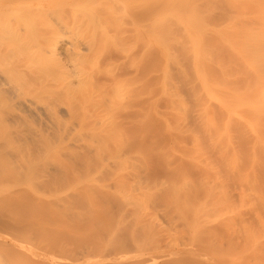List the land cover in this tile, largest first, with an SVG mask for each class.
I'll return each mask as SVG.
<instances>
[{
    "label": "bare ground",
    "instance_id": "obj_1",
    "mask_svg": "<svg viewBox=\"0 0 264 264\" xmlns=\"http://www.w3.org/2000/svg\"><path fill=\"white\" fill-rule=\"evenodd\" d=\"M32 1L33 0H31V3L30 4H32ZM38 1H41V0H38ZM37 1V2H38ZM43 1V0H42ZM41 1V2H42ZM142 3V1L141 0H131V2H133L132 4H131V6H129V4L127 5L126 3V1L125 0H51L50 2H48V4H44V2L43 3H37V5L35 4V2H34V4L35 5H29L28 3L30 2L29 0H0V63L1 64H3L2 63V61H1V59L2 58H6V59H15L16 60V58L14 57L15 55V53H14V51L17 49V46H20V47H22V48H19V51H20V49L22 50V49H26L27 50V52H31L33 55H34V57H32V58H34V60H38V62H39V60L41 59V57H42V59L43 58H46V59H48V60H50V61H53V62H55L54 64H57V66H59V69L60 70H62L63 71V69H66L65 71H63V72H65V75L66 76H69V79L67 80V82H64L63 80H65V79H61L62 81H57L55 78H54V76H52L51 75V72H50V75L55 79V81H57L58 83L60 82H64V86H63V88H62V90L61 89H59V90H61L62 92H61V94L62 93H65V94H67V95H76L77 97H79L77 94L80 92L79 91V88H80V86H84V85H82V83L84 82H86V77H88V79H87V81H88V83L89 84H91L90 85V87L91 88H89V90H91V93H93V91H95L96 90V92H98L99 94H101V92H102V90L104 91V94H111V96L112 95H115V96H118L117 98H119V97H123V95H124V92H125V90H126V83H128V82H126V80H127V78L125 77V75H126V73H125V69H127L126 68V66H125V64H127V62L124 64V60H122V62H112L111 61V57H114V56H108L107 54L105 55V57L106 56H108V57H110L109 59H108V57H106L105 59H108V61H106V64H105V67L104 68H101L100 69V71H102L103 72V74H102V76H104V78L105 79H101V77H99V75H97L96 77H94L95 76V74L93 75L91 72L88 74L87 73V68H85V69H83V66L82 65H80L81 63H80V61L79 62H76V64H72L73 62H72V60L74 61V57H76L77 58V56L78 55H83V51H86V49H85V47L83 48L82 46H81V44H79L80 42L79 41H77V40H79L80 38H76V42H73V41H71V38H69V42L71 43V42H73L72 43V45L71 46H69V45H67L69 42L68 41H66L65 43H67V44H64L63 42H62V40L61 39H58V34L60 35V33L58 32V29L59 28H57L54 24L50 27V28H52L51 30H52V34H53V36L52 35H50V36H48V37H51V39L49 38V43H48V48H49V50H46V52L45 51H43L42 49L44 48V49H46V39H45V43H44V39H43V41H42V36H45V34H43L42 32H41V34H43V35H41V36H39V37H41V39L39 40V37H38V39L37 38H35L36 37V35H34V34H30L29 32H27L28 31V29H30L31 28V30L30 31H34L35 29H34V27L32 28V26H31V24L30 23H28L29 24V26L26 24V21H24V20H27L30 16H31V14L32 13H34V12H40V13H43L42 15H46V14H49V12L50 13H53V12H55V10L57 9V8H63V7H65V6H72V8H73V10H74V14H76V16H74V14H73V17H75V18H73V17H71V18H73V19H75V20H78V21H80V22H78V23H76L75 25H74V23L72 24V25H74V26H72V25H69V22H71V21H73V20H71V21H69V20H67V21H69L68 23H66V24H68L69 26H71V29H72V27H73V29L72 30H76V29H80L82 26H83V24L81 23V21H82V19H83V23H84V18L86 19V18H89V19H92L93 21L94 20H97V22H99L98 24H100L101 25V28L103 27V26H105L106 28H108V27H110V26H112L113 24H111V25H109L108 24V21H109V23L112 21V18L110 17V16H112L113 14H116L117 15V17L118 18H121V20H123L122 18L124 17V18H127V16L128 17H132V18H134V20L138 17L137 15H138V12H139V9H138V6H140L138 3H140V2ZM158 3H160L161 2V6H162V4L164 5V4H167V6H168V8H166V10H162L161 12H159V15H158V17H157V19H156V23H157V27L159 28L157 31H158V33L157 34H160L159 36H161V38L157 35V44H158V50H157V54H155V56H156V63H155V67H156V69L158 68V69H161V71L160 72H163L162 73V78L160 77V79L162 80L163 79V84L161 83L160 84V82H157V83H155V84H157V87H158V84H159V88L160 87H162L160 90H158L159 92H163V94L165 93V94H167L168 92L170 93V94H167L166 96H170V97H168L169 98V101L168 102H170V104H171V107L172 108H169V109H172V111L170 110V113H172L173 114V119L174 120H172V118H168V119H170L171 121H173V123H171L170 122V120H167V118H165L166 119V121H165V123L166 122H168L167 123V125L164 123L163 124V122H164V120H162L161 121V118H160V116L161 115H159V116H157V113L158 112H156V110H155V112L153 113V115L156 113V115H154V117L155 116H157V117H159V118H155L154 119V121H156L155 122V124H160V125H165L166 126V129L170 132L171 130H176V131H173V133L174 132H176L177 133V135L174 133V135L175 136H170L169 137V143L170 142H174L173 144H171V145H169V147H168V149L169 150H171V151H169L168 149H167V151H169V153H168V156H167V159L169 158V157H173V153H175L174 151H175V147H177L176 146V144L175 143H177V141H179V140H177L175 137H182L183 136V139L185 138V134H186V137L187 138H191V143H192V147H190V148H185L184 146V149H183V155H184V158H181L180 159V161L177 163V164H175L174 162H173V160H162V158H160L159 160H155L154 158H153V161H149V163L146 161L147 159L145 158V160L142 158V160H144V161H142L141 162V164H143V166H145L146 167V169H148L147 167H152V172H151V175H153L152 177H151V182H153V186H152V183H151V185L150 186H152V187H149V186H147V185H149V183H145L144 182V184L143 183H141V182H143V181H145L144 179H142L140 176H136L137 177V180H139V182L138 183H135V184H132V183H128L127 181H125V180H121L119 177H118V174H117V172H114V173H110V180H112V181H114L113 183H111L110 181V185L109 184H103V183H101V184H94L93 182L91 183L92 185H88V184H84V185H82V186H79V183H81L83 180H82V177H80L79 175H80V172L81 171H83L82 169H80L79 167H77V165H74L73 166V164L71 163V164H69V165H72V166H69L68 164H65L64 162V164H62V165H64L63 167V169L61 170V172L59 173L58 172V174L56 173V174H54V175H49L48 176V179L46 178V179H42L43 180V183L42 182H40V184H36V186L34 187V191L36 192V193H38V194H41V193H44V195H45V193H48V192H53L54 193V191H55V193H57L56 191H58L59 192V190H63L64 191V187L65 188H67V187H71V189L73 188L75 191H76V193H74L73 195V197H71L72 196V193H71V196H69V193H68V196L69 197H71V199L66 195L65 197H67V199H65L64 197V200H58L57 201V198L58 197H60V196H58L57 197V195H58V193H57V195L55 196L54 195V197H56V198H54V202H53V200H51L50 201V199L49 200H47V199H44L43 200V196L44 195H42V197H41V195L39 196H36V194H34V195H32V193L31 194H29L27 191H29V190H27V191H25L24 189H22V188H17V190H13V192L11 191V193H8L9 195L7 196V197H5V198H3L2 199V201H1V199H0V206H3L2 208L0 207V209H2V211L4 212V210L5 211H7V209H9V211L11 212V215H14V213H18V215H14L15 217L14 218H17V220H13L12 219V217H10L9 218V216H11L10 215V212L8 211V212H4V214H3V212L0 210V212L3 214H1L0 213V218H3L2 220H0V225H4V223L6 222V219L8 218L9 220H11L12 222H14L15 223V225H17L18 223H16V221L17 222H21L22 224H23V221H22V219H24V216H25V213H28L27 211H28V209L30 208V209H32V210H30L31 212H33V213H31L32 214V216H30V213H28V215H27V217H25V221H26V219H27V224H26V222L22 225L21 223L18 225V227H12V225H11V221L9 222V223H7L8 224V226H9V228L11 229V230H9L8 229V231H5V233L6 234H4V235H8L7 233H9V237H10V239L9 240H7V239H5V238H3V239H1L2 237H1V235H0V264H18V262H20V264H26V262H27V264H28V261H32V262H34V264H36L35 262H37L38 263V260L39 259H42V263L41 262H39L38 264H78V263H76V262H78V261H80V260H77V259H74L77 255H79V256H81L83 259H88V258H85V257H91V255H92V257H93V255L94 256H96L97 255V257H98V259L96 260V261H92L91 263L90 262H88L87 264H100V262L101 261H103V260H105V259H108L109 260V258H111L112 260H116L115 261V263L114 264H173V263H171V261L172 262H177V260L180 262L181 260H183L182 258H184L185 256L184 255H181L182 253H184V254H187L188 255V257H187V259L186 260H183V261H187V260H189L190 262L189 263H184V264H197V263H200V262H202V264H203V262H205L206 260H207V258L208 257H205V256H208V254H206V255H204V253H207V250H206V248H203V250L201 251V252H203V253H200L199 252V249H198V252H196V249H194V253H192V249H191V246L190 247H188V249H187V251L186 250H183V249H185V248H181V249H179V250H176V249H174V247H172L171 245V243H172V239H173V237L170 235V233L169 232H167V233H169V234H165L166 236H165V239L167 240H165V243H167V246H166V248L167 249H164V248H161V243L160 242H162V240L161 239H163V237H161V235H164V234H162L161 233V231H163V229H164V231H168V230H166V229H171V228H167L166 226H164V225H167V224H169L170 225V227L172 226V227H174V228H179V227H182V228H185V230L186 229H188L186 232H187V234H188V236H189V239L187 238V240H188V242H190L191 244L192 243H195V244H200L201 246H203V244L205 245V242H203V241H206L207 243H209L207 246H210V242L213 240V239H216V240H218V241H216V242H220L219 240H222V241H224L223 243L224 244H226L227 246L225 247V249H227L226 251H231L234 247L236 248V250L238 249L239 251H234V253H236V256H237V254L240 252V250L241 249H245L246 247V249H247V251H249L248 252V255L247 254H245V250L243 251V250H241V252H240V254H245L247 257H248V260H246L247 262L245 263V264H264V116L262 115V116H258V117H256L254 120H255V122L253 121V120H248V124L249 125H252V126H254L255 128L253 129V133H254V145L251 147V150H250V152H247V151H245V150H243V151H241V152H238V151H233L231 154H228V155H226V156H224L223 155V153L221 154L222 155V163L225 165V167L227 168V171L229 172V175L230 176H232V177H230L232 180L233 179H235L234 181L235 182H246V184H248L247 186L249 187L248 189H247V186L245 187V183H241L240 185L243 187V185H244V187L247 189V190H244V187L241 189L242 190V193H240L239 194V197H241V200L240 199H238V200H240V202H238V204L241 206V207H247V209H248V211L250 212V216L246 219L245 217H243V214H244V212H243V214H241L242 212L241 211H239V210H237V205H236V200L234 199V198H232V193L231 192H228L227 191V185H226V183H225V180L222 178H220V176L221 175H218V173H219V170H218V172L217 173H215V172H213L214 174H215V177H216V179L215 180H213V182H214V184H210L209 182H212V179H210L211 181H208L207 180V178L212 174L211 172L213 171L212 169H211V167H208V165L207 166H203V164H206V163H204V160H206V159H204V158H206V157H208V156H205L206 155V153H205V155H204V151H205V149H204V147L202 146L203 144H202V140L200 141V138L198 137V133L197 132H194V130H191L189 127H191V126H189V127H185V126H187V125H185V126H183V120H186L187 119V113H188V103H186V101H185V98L183 97L182 98V96L180 95V92H179V89H178V86H179V88H180V85H176V83H175V81H174V85H173V80H174V78H175V76H177V78H179V81H182V84H184L183 86H185L186 88H187V85L189 84L188 83V77H189V68H191L190 67V64H188L189 63V61H188V54L190 53V51H192L193 52V54H194V63H193V68H191V69H194V74L197 76L196 78H199V79H197L198 81L199 80H201L200 81V83L202 84V88L203 87H205V84H206V81H205V77H204V62H203V59H202V54L204 53L203 51H204V45H203V33H204V29L205 28H203L204 27V25L202 24V21L204 20L203 19V6H204V3H209V5L210 4H215L216 2L215 1H217V3L218 2H220L221 0H156ZM206 1V2H205ZM210 1H211V3H210ZM252 1H254V0H252ZM215 2V3H214ZM222 2V1H221ZM128 3H130L129 1H128ZM216 3V4H217ZM232 3V2H231ZM234 3V2H233ZM212 4V5H213ZM28 5V6H27ZM218 5H220V3H218ZM229 5H230V3H229ZM68 8V7H67ZM237 8V7H236ZM64 9H66V8H64ZM69 9V8H68ZM70 9H71V7H70ZM238 9V8H237ZM258 9V8H257ZM257 9H255V11L257 10ZM245 10V9H244ZM248 10V9H247ZM68 11H72V9L71 10H67V12ZM255 11H252V12H255ZM262 11H263V9H262ZM48 12V13H47ZM56 12H58V11H56ZM55 12V13H56ZM62 11L60 10L59 11V14L61 13ZM66 12V13H67ZM73 12V11H72ZM240 12H242V11H240ZM63 13H65V12H63ZM209 13H211V12H209ZM237 13H239V12H237ZM68 14V13H67ZM214 14V13H213ZM226 14V13H225ZM260 14H262L260 17H257V21L258 22H260L261 21V27L263 28V31H264V11L262 12V13H260ZM56 15H57V13H56ZM61 16H63V17H66V15L64 16V15H62V14H60ZM69 15H70V13H69ZM69 15H68V19H70V17H69ZM72 15V14H71ZM70 15V16H71ZM257 15V14H256ZM47 16L48 15H46V19H47ZM50 16V15H49ZM52 16V15H51ZM50 16V17H51ZM35 17L36 16H34L33 18L35 19ZM50 17L48 18L49 20H50ZM59 17V16H58ZM60 18V19H64L65 20V18ZM113 17H115V16H113ZM42 18V17H41ZM140 18V17H139ZM138 18V19H139ZM232 18V17H231ZM231 18H229V19H231ZM32 19V18H31ZM36 19H38V18H36ZM54 19V18H53ZM116 19V18H115ZM253 19H254V16H253ZM254 19V20H255ZM22 20L25 22V23H23L22 22ZM44 20V19H43ZM48 20V21H49ZM65 20V21H66ZM251 20H252V18H251ZM16 22V23H14V22ZM23 23V24H26V25H24V26H27V27H23V26H21V25H19L21 22ZM32 21V20H31ZM34 21V20H33ZM39 21V20H38ZM40 21H42V20H40ZM39 21V22H40ZM45 21V20H44ZM47 21V22H48ZM54 21H56L57 22V20H54ZM54 21H50V22H53L54 23ZM58 21H59V19H58ZM87 21V20H86ZM93 21H89L88 23H92ZM115 21V20H114ZM113 21V22H114ZM117 22H118V20H116ZM116 21H115V23L114 24H116ZM136 21V20H135ZM34 22H37V21H34ZM34 22H33V26H34ZM43 22V21H42ZM41 22V23H42ZM47 22H44V23H47ZM77 22V21H76ZM137 22V21H136ZM256 22V21H255ZM258 22H256V23H258ZM38 23V22H37ZM44 23H42V24H44ZM49 23V22H48ZM59 23V22H58ZM63 23V22H62ZM87 23V24H88ZM156 23H155V25H156ZM40 24V23H39ZM66 24H64L63 23V25H66ZM95 24V23H94ZM125 24V23H124ZM132 24V23H131ZM136 24H138V23H136ZM36 25H38V24H36ZM35 25V26H36ZM45 25V24H44ZM50 25V24H49ZM68 25H66V26H68ZM108 25V26H107ZM121 25H122V23H121ZM120 25V26H121ZM133 25V24H132ZM139 25V24H138ZM39 26L40 25H38L37 27H38V30H39ZM60 26V25H59ZM58 26V27H59ZM91 26V25H90ZM96 26V28H97V25H95ZM114 26V25H113ZM117 26H119V24L117 25ZM36 27V28H37ZM43 26H41L40 27V29L42 28ZM46 27V26H45ZM44 27V28H45ZM87 27H89V25L87 26ZM93 27V26H92ZM104 27V28H105ZM125 27V26H124ZM131 27H133V26H131ZM136 27V26H135ZM139 27V26H138ZM137 27V28H138ZM250 28H251V26H249ZM248 26H246L245 27V29H249V30H251V31H247V32H249V34H250V36H252L251 35V33L253 32V30L252 29H250ZM28 28V29H27ZM65 28V27H64ZM64 28H62V29H64ZM111 28H114V27H111ZM121 28V27H120ZM134 28V27H133ZM156 28V27H155ZM238 28V27H237ZM24 29V30H23ZM33 29V30H32ZM49 28H47L46 30H48ZM61 29V28H60ZM60 29H59V31H60ZM68 29H69V27H68ZM88 29H90V27L88 28ZM116 29V28H115ZM118 29V28H117ZM117 29H116V31H117ZM124 28H122L121 30H123ZM242 28H240L239 30H241ZM26 30V32L28 33L27 35H30V38H31V41H30V39L29 38H26L25 37V34L23 33L24 31ZM38 30H36L35 31V33H37L38 35L40 34L39 32H38ZM42 30V29H41ZM45 30V29H44ZM91 30V29H90ZM99 30V29H98ZM97 30V31H98ZM101 31H103L102 29H100ZM107 30H109V29H107ZM106 29L104 30V31H107ZM112 30V29H111ZM119 30V29H118ZM128 31H129V29H127ZM134 30H135V28H134ZM139 30H141V28H139ZM40 31V30H39ZM50 31V30H49ZM63 31H65V29L64 30H62L61 31V33L63 32ZM71 31V30H70ZM78 31V30H77ZM83 31H84V29H83ZM83 31H81V32H83ZM89 31V30H88ZM95 31V30H94ZM113 31V30H112ZM115 30H114V35H113V33L111 34L113 37L114 36H116L115 35V33H117ZM236 31V30H235ZM69 32V31H68ZM251 32V33H250ZM51 33H49V34H51ZM79 33V32H78ZM84 33V32H83ZM102 33V32H101ZM108 33V32H107ZM133 33H135V32H133ZM132 33V34H133ZM48 34V35H49ZM75 34H77V33H75ZM80 34V33H79ZM86 34V37H87V33H85ZM95 34H97V33H95ZM103 34H104V32H103ZM103 34H102V36H103ZM118 34H119V36L118 37H120L121 36V34H122V32L120 31V32H118ZM126 34H129V33H126ZM125 33H123L122 34V36L124 35H126ZM248 34V33H247ZM35 37H34V36ZM37 35V36H38ZM72 35H73V33H72ZM106 35V34H105ZM137 35H138V33H137ZM80 35H78V37H79ZM83 36V35H82ZM110 36V35H109ZM121 36V37H122ZM132 36V35H131ZM29 37V36H28ZM33 37H34V40H33ZM62 37V36H61ZM74 37V36H73ZM98 37L100 38V36H99V34H98ZM111 37V36H110ZM158 37H159V39H158ZM45 38V37H44ZM117 38V36L115 37V39ZM155 38V37H154ZM27 39H29V40H27ZM83 39H88V38H83ZM98 39V38H97ZM111 39V38H110ZM115 39H113V44H116L115 42H114V40ZM120 39V38H119ZM126 39V38H125ZM137 39H139L138 37H137ZM37 40H39L40 42H42V44H40V42H37ZM59 40H61V43H60V41ZM65 40V39H64ZM74 40V39H73ZM108 40V39H107ZM155 40V39H154ZM255 41L257 40V38L256 39H254ZM30 41V42H29ZM81 41H82V39H81ZM87 41H89V40H87ZM87 41L85 40L84 42L85 43H87ZM90 41H92V39L90 40ZM100 41H102V40H100ZM99 41V42H100ZM116 41V40H115ZM125 41H127V40H125ZM139 41V40H138ZM31 42H33V44L31 43ZM36 42V43H35ZM79 42V43H78ZM83 42V43H84ZM107 42V41H106ZM110 42V41H109ZM119 42V41H118ZM133 42V41H132ZM131 42V43H132ZM179 43L180 45H181V47H180V52L179 51H176V49L173 47L176 43ZM258 42V41H257ZM260 42V41H259ZM258 42V43H259ZM35 43V44H34ZM89 43V42H88ZM94 43V42H93ZM111 43V42H110ZM110 43H109V46H110ZM137 44H138V42H136ZM135 43V44H136ZM175 43V44H174ZM261 43V42H260ZM13 44H14V46H13ZM37 44V45H36ZM40 44V46L41 45H43L44 44V46H46V47H44V46H42L43 48H40L38 45ZM106 44H108V42L107 43H104V46L106 45ZM174 44V45H173ZM178 44V45H179ZM257 44V43H256ZM255 43L253 44V46H251V49H250V51L253 49V54H254V56H253V54H251V52L249 51V53L251 54V58H253V57H255V54H257L258 53V51H259V48H257L256 49V47H255V45H256ZM17 45V46H16ZM101 45V44H100ZM100 45L97 47V48H99L100 47ZM116 45H118V44H116ZM116 45H114V48H116V50H118V51H120V50H122V49H120V48H117V46ZM120 45H122V39H121V43H120ZM173 45V46H172ZM177 45V46H178ZM258 45V47H260V45L259 44H257ZM261 45H264V44H261ZM16 46V49L14 50V48L13 47H15ZM86 46V45H85ZM107 46V45H106ZM116 46V47H115ZM129 46H131V45H129ZM36 47V49H34ZM38 47V48H37ZM88 50L90 51V52H92V53H94L95 54V51L93 52V50H95L96 49V47H95V44H94V49H93V44L92 43H89L88 44ZM103 47V46H102ZM111 47V46H110ZM125 47V46H124ZM124 47L122 46L121 48H123L124 49ZM127 47V46H126ZM132 47V46H131ZM172 47L174 48V49H172ZM253 47V48H252ZM254 47H255V49H256V52L257 53H255L254 52ZM47 48V49H48ZM106 48V47H105ZM113 48V47H112ZM129 48V47H128ZM250 48V47H249ZM263 48V47H262ZM37 49L38 50H41V51H43V52H45V53H43V52H41L40 51V53L42 54V55H40V53L38 54L37 53ZM85 49V50H84ZM130 49V48H129ZM128 49V50H129ZM83 50V51H82ZM100 50V49H99ZM99 50H97L96 51V53L97 54H99L98 53V51ZM109 50L110 49H108V51H106L105 53H107V52H109ZM115 50V51H116ZM125 50V49H124ZM173 50H175V51H173ZM177 50H178V48H177ZM264 50V49H263ZM263 50H261V52L263 51ZM17 51V50H16ZM102 51V50H101ZM100 51V52H101ZM104 51V50H103ZM26 52V51H25ZM112 52V51H111ZM120 52H122V51H120ZM127 52V51H126ZM86 53V52H85ZM102 53H104V52H102ZM104 53V54H105ZM115 54L114 55H116L117 53L116 52H114ZM181 53V54H180ZM260 53V52H259ZM17 54H20L19 52L17 53ZM22 54H24V52L22 53ZM21 54V55H22ZM103 54V55H104ZM110 54V53H109ZM112 54V53H111ZM110 54V55H111ZM119 54V53H118ZM123 54V53H122ZM121 53H120V55H122ZM129 54V53H128ZM178 54H180V55H182L183 56V60H184V63L180 60L181 58L180 57H182V56H180V55H178ZM249 54V55H250ZM29 56L31 55V54H28ZM27 55V56H28ZM38 55H40V57H38ZM124 55H126V54H124ZM123 55V56H124ZM133 55H137V54H133ZM153 55V54H152ZM167 56L168 57V59L171 61V62H175L176 63V65H179V66H177L178 68H176L178 71L176 72L177 74H175V71H174V73L172 74V73H170V69H168L169 67V65L168 66H166V65H164V66H162V63L160 62V60L161 59H159L160 57H162V56ZM16 56H18V55H16ZM28 56V57H29ZM35 56H37V58H35ZM83 56H85L86 57V55H83ZM83 56H79L77 59H81ZM96 56H99V55H96ZM101 56H102V54H101ZM101 56H99L98 57V59L100 60V58H103V57H101ZM164 56H163V58H164ZM180 56V57H179ZM258 56V55H257ZM19 57V56H18ZM22 57V59H23V55L22 56H20L19 57V59ZM30 57V58H31ZM85 57H83V59H84V62L86 61L85 60ZM88 57V56H87ZM119 57V56H118ZM127 57H128V55H127ZM138 57V56H137ZM248 57V56H247ZM24 58H26V57H24ZM38 58H40V59H38ZM95 58V57H94ZM120 58V57H119ZM121 58H122V56H121ZM124 58V57H123ZM140 58V57H139ZM151 58H155V57H151ZM204 58V57H203ZM250 58V59H251ZM18 59V61H21L22 59H20L19 60ZM28 59L29 58H27V61H28ZM116 59V58H115ZM129 59V58H128ZM256 59L257 58H253V60H254V62L253 63H256ZM14 60V61H15ZM23 60H25V59H23ZM30 60H33V59H30ZM36 60V61H37ZM82 60V59H81ZM126 60V59H125ZM131 60H133V59H131ZM135 60H138V59H135ZM145 60V59H144ZM155 60V59H154ZM163 60V59H162ZM173 60V61H172ZM4 61V60H3ZM9 61V60H8ZM12 62V64L13 63H15L16 64V62ZM27 61H25V62H27ZM42 61V60H41ZM77 61V60H76ZM97 62H100V61H98V60H96ZM102 61H104V60H102ZM115 61V60H114ZM169 61V62H170ZM188 61V62H187ZM24 62V61H23ZM24 62V63H25ZM43 62V61H42ZM44 62H46V63H48L47 65H49L50 66V64H53V63H50V62H48L47 60H45ZM43 62V63H44ZM75 62V61H74ZM89 62V61H88ZM138 62V61H137ZM142 62V64H144V62L143 61H141ZM141 62H138V66L137 67H139V64L141 63ZM170 62V63H171ZM173 62V63H174ZM182 62V63H181ZM8 63V62H7ZM11 63V62H10ZM20 63L21 62H19V65H18V63H17V65L19 66V67H21L20 66ZM28 63H30V62H28ZM33 63V61L31 62V64ZM34 63H36V62H34ZM41 63V62H40ZM43 63H41V64H43ZM45 63V64H46ZM78 63H80V64H78ZM131 63V62H130ZM129 63V64H130ZM134 63H135V61H134ZM133 63V64H134ZM172 63V64H173ZM174 63V64H175ZM15 64H13V65H15ZM40 64V65H41ZM44 64V67H43V65H41V66H39V64H37L39 67H43V68H45V66H47V65H45ZM86 64H87V66H89V64H91V63H87L86 62ZM85 64V65H86ZM92 64H97V63H92ZM100 64V63H99ZM98 64V67L100 68L101 66ZM101 64H102V62H101ZM132 64V65H133ZM141 64V65H142ZM171 64V65H172ZM5 65V64H4ZM6 65H8V67L9 66H11V64L9 65V63L8 64H6ZM22 65V67H23V64H21ZM29 65V64H28ZM28 65H27V67H28ZM93 65V66H94ZM103 65V64H102ZM140 65V66H141ZM18 66H11V69L10 68H8V67H6V68H8V69H10V70H8V69H3V68H0V100H1V102H3V103H5V104H8V105H11V106H14V109L15 110H17V111H19L18 112V114H16L15 112H14V114H16L15 115V117H14V115H12V117L14 118V119H12V122H14L15 124H17L18 123V125L19 126H15V127H17V129H18V127H20L22 124H23V121H24V123L26 122V124H28L29 123V121L31 120L32 121V119L31 118H33V114L32 113H30L29 114V112H28V114H27V112H26V110H24L25 109V107L24 106H20L21 104H19L18 102H17V100H19L20 98H21V96L23 97V95L26 93H21L22 92V90H21V88H24V87H32L33 89L34 88H40V92H42L43 91V89H45V88H47L46 90H48L49 89V87L50 86H52V85H54L53 83L55 82H50L49 80H48V82H40L41 80V78L40 77H42V76H38V75H43L42 73L41 74H36V73H34L35 71L34 70H36L35 68H37V67H35V66H33V64H32V69H34L32 72H30L29 71V73H30V76L29 77H31V81H27L25 78L27 77V75H26V73H24L25 71H22V70H24V68L21 70ZM56 66V67H57ZM92 66V65H91ZM92 66V67H93ZM104 66V65H103ZM130 66V65H129ZM4 67V66H3ZM33 67H35V68H33ZM52 67V66H51ZM128 67V66H127ZM253 67H255L254 65H253ZM256 67H257V65H256ZM42 68V69H43ZM47 68V67H46ZM50 68V67H49ZM48 68V69H49ZM53 68H55L54 66H53ZM58 68V67H57ZM57 68H56V72H61L60 70H58L57 71ZM142 68V67H141ZM175 68V67H174ZM260 68V67H259ZM29 69V68H28ZM38 69V68H37ZM42 69H40L39 71H41ZM51 70H52V68H50ZM261 69H264V67L263 68H261ZM44 70V69H43ZM42 70V71H43ZM130 70V69H129ZM138 71V68L137 69H135V72H136V74L137 75H139V71ZM170 70V71H169ZM173 70V69H172ZM259 70V69H258ZM17 71V73L19 74V76H20V78L21 79H19L18 81V83L13 79V81L15 82L14 83V85H13V83L11 84V81H10V79L11 78H13V76H14V72H16ZM93 71V70H92ZM255 71V70H254ZM256 71H257V69H256ZM262 71V70H261ZM260 71V72H261ZM37 72V71H36ZM53 72V71H52ZM55 72V71H54ZM127 72V71H126ZM48 74H49V71L47 72ZM86 73L88 74V75H86ZM255 73V72H254ZM56 74H58V75H62L63 77L62 78H64L65 76L63 75L64 73H56ZM175 74V75H174ZM133 75V74H132ZM255 75V74H254ZM257 75V74H256ZM48 76V75H47ZM55 76H57V75H55ZM106 76L108 77V78H106ZM46 77V76H45ZM48 77H50V76H48ZM130 77V76H129ZM135 77V76H134ZM173 77V80L171 79ZM264 77V76H263ZM18 78V77H17ZM51 78V77H50ZM52 78V79H53ZM176 78V79H177ZM47 79H49V78H47ZM136 79V78H135ZM133 77L131 78V79H129V80H135ZM253 79H254V77H253ZM258 79H259V77H258ZM263 80H264V78H262ZM51 80V79H50ZM141 80V79H140ZM169 81V85L167 86V82ZM138 81V80H137ZM159 81V80H158ZM172 81V82H171ZM249 81V80H248ZM253 81V80H252ZM57 82H55V85H56V83ZM130 82V81H129ZM132 82V81H131ZM130 82V83H131ZM250 82V81H249ZM254 82V81H253ZM52 83V84H51ZM57 83V84H58ZM135 83H137L138 85H139V83L138 82H136L135 81ZM142 83V82H141ZM147 83V82H146ZM167 83V84H166ZM86 84V83H85ZM134 84V83H133ZM136 84V85H137ZM179 84V83H178ZM20 85V88L18 87ZM136 85L134 84L133 86H135V88L134 89H138V85H137V88H136ZM142 85H143V83H142ZM141 85V86H142ZM152 85H154V83L152 84ZM170 85H172V86H170ZM200 85V84H199ZM59 86V85H58ZM57 86V87H58ZM89 86V85H88ZM88 86L86 87V88H88ZM129 86H130V84H129ZM141 86H140V90H141ZM174 86V87H173ZM61 87H62V85H61ZM131 87V86H130ZM166 87H168V88H170V87H172L171 89H166ZM56 88V87H55ZM133 88H132V91L131 92H133L134 90H133ZM143 89L145 88V87H142ZM148 88H150V87H148ZM147 88V89H148ZM155 88V87H154ZM26 89H28V88H26ZM25 89V90H26ZM52 89V88H51ZM51 89H49V90H51ZM54 89V88H53ZM53 89H52V91H53ZM83 89L84 88H82L81 87V92L82 93H84V91H83ZM138 89V91H139V93L141 92L140 90ZM182 89V88H181ZM180 89V90H181ZM29 90H31V89H29ZM42 90V91H41ZM48 90V92H50L51 93V91H49ZM58 90V89H57ZM128 91L127 92H129V89H127ZM195 90V89H194ZM26 91H28V90H26ZM87 92H88V89L86 90ZM137 91V90H136ZM155 91V90H154ZM197 92H198V89L196 90ZM36 89H35V92H34V94H36ZM39 92V93H40ZM43 92H45V90L43 91ZM56 92V91H55ZM58 92V91H57ZM28 93V92H27ZM27 93H26V95H27ZM46 93V92H45ZM81 93V94H82ZM133 93H135V92H133ZM132 93V94H133ZM152 93H155V92H152ZM22 94V95H21ZM28 94H30V93H28ZM32 94H33V92H32ZM31 94V95H32ZM42 94V96L44 95L45 96V94L44 93H41ZM58 94H60V91H59V93ZM85 94V93H84ZM84 94L83 95H81V97L82 96H84ZM87 94V93H86ZM97 94V93H96ZM127 94H130V93H127ZM138 94V93H137ZM141 94V93H140ZM198 94H199V92H198ZM198 94L196 93V92H194V96H197L198 97ZM30 95V96H31ZM53 95V94H52ZM54 95H56L55 93H54ZM63 95V94H62ZM62 95H61V97H62ZM79 95H80V93H79ZM92 96H93V94H91ZM131 95V94H130ZM129 95V96H130ZM139 95V94H138ZM29 96V95H28ZM29 96V97H30ZM34 96V95H33ZM37 96V95H36ZM41 96V95H40ZM39 96V97H40ZM66 96V95H65ZM76 96H75V98H76ZM96 96V95H95ZM97 96H99L98 94H97ZM96 96V97H97ZM106 96H108V95H106ZM125 96V95H124ZM132 96H136V95H132ZM25 97V96H24ZM50 97V96H49ZM52 97V96H51ZM50 97V98H51ZM59 97V96H58ZM67 97V96H66ZM80 97V98H81ZM85 97H87V96H85ZM94 97V96H93ZM141 97V96H140ZM17 98V99H16ZM26 98V97H25ZM37 98V97H36ZM43 98V97H42ZM47 98V97H46ZM57 97L55 96V99H56ZM103 98V97H102ZM108 98V97H107ZM110 98H112V97H110ZM126 98V97H125ZM124 98V99H125ZM130 99L132 98L131 96L129 97ZM129 98H128V100H129ZM136 97H134V99H135ZM200 98V97H199ZM262 98H263V102H264V96H262ZM16 99V102L14 101ZM39 99V98H38ZM54 99V98H53ZM58 99V98H57ZM68 99H72V97L70 98H68ZM78 99V98H77ZM90 99V98H89ZM100 99H101V97H100ZM100 99H98L97 101L98 102H100L99 100ZM106 99V98H105ZM114 99V98H113ZM120 99V98H119ZM119 99H117V100H119ZM37 100V99H36ZM49 100V99H48ZM59 100V99H58ZM57 100V101H58ZM91 100V99H90ZM127 100V99H126ZM137 100V99H136ZM138 100H139V97H138ZM199 100V99H198ZM12 101V103H10ZM23 101V100H22ZM21 101V99H20V103L22 102ZM51 102H52V100H50ZM54 101V100H53ZM60 101V100H59ZM69 101V100H68ZM73 101H74V99H73ZM72 101V102H73ZM102 101V100H101ZM111 101H114V100H112L111 99ZM122 101H123V98H122ZM125 101V100H124ZM132 102L131 103H133V101H135V100H131ZM156 101V100H155ZM13 102H15V103H13ZM24 102H25V100H24ZM24 102H22V104L24 103ZM27 102V101H26ZM61 102V101H60ZM63 102V101H62ZM61 102V103H62ZM64 102H66V101H64ZM71 101H70V103H68V104H73V106H74V109H76L75 108V104H74V102L72 103ZM95 102V101H94ZM137 102V101H136ZM143 102V101H142ZM153 102V101H152ZM36 103V102H35ZM34 103V104H35ZM49 103V102H48ZM76 103V102H75ZM101 103V102H100ZM106 103V102H105ZM109 103V101L106 103V104H108ZM120 103H122L121 102V99H120ZM129 104L128 105H130V102H128ZM141 103V102H140ZM155 103V102H154ZM1 104V103H0ZM32 103H30V105H31ZM33 104V105H34ZM77 104V103H76ZM96 104V103H95ZM136 104V103H135ZM143 104V103H142ZM24 105V104H23ZM53 105V104H52ZM60 105V104H59ZM100 104H98V106H99ZM110 105H112V106H114L115 104L112 102V104H110ZM139 105H141V104H139ZM138 104L137 105H135V106H139ZM149 105H151V104H149ZM2 106V105H1ZM1 106H0V108H1ZM5 106H7V105H5ZM5 106H4V108H5ZM11 106H9L10 107V109H8V106H7V109L9 110V111H11ZM36 106V105H35ZM50 106V105H49ZM54 106H55V101H54ZM73 106L71 107V105L69 106V110H68V108H67V110L70 112L69 114H73L74 113V110H73ZM79 106V105H78ZM108 106V105H107ZM115 106H118V105H115ZM115 106H114V108H115ZM123 106V105H122ZM141 106H143V105H141ZM141 106H140V108H141ZM29 107V106H28ZM57 107V106H56ZM130 108H131V106H129ZM3 108V109H4ZM24 108V109H23ZM31 108H32V106H31ZM82 108H83V106H82ZM93 108H94V106H93ZM118 108H120V105L118 106ZM118 108H115L116 109V112H119V111H117L118 110ZM123 108H125V106H123ZM144 108H145V106H144ZM143 108V109H144ZM29 109V108H28ZM49 109V108H48ZM53 109V108H52ZM58 109V108H57ZM97 109V108H96ZM99 110H101L100 108H98ZM103 109L104 108H102V111H103ZM109 109H111V108H109ZM126 109V108H125ZM136 109V108H135ZM150 109V108H149ZM259 110H264V103H263V105L261 106V107H259L258 108ZM2 110V109H1ZM0 110V111H1ZM46 110V109H45ZM54 110V109H53ZM123 110V109H122ZM127 111H128V109H126ZM125 110V112H127ZM134 110V109H133ZM133 110H131L132 112H133ZM144 110H146V109H144ZM144 110H142V111H144ZM152 110V109H151ZM37 111V110H36ZM39 111V110H38ZM41 111V110H40ZM59 111V110H58ZM58 111H56V109H55V111L54 112H57V114H58ZM67 111V112H68ZM105 111H106V109H105ZM131 111H129L130 113H131ZM150 111V110H149ZM158 111V110H157ZM8 112V111H7ZM12 113H13V111H11ZM11 112H8V113H11ZM48 112H50V111H48ZM47 112V113H48ZM78 112V111H77ZM76 111H75V113H77ZM97 112V111H96ZM111 112V111H110ZM113 112V111H112ZM115 112V113H116ZM122 112V111H121ZM134 112L136 113V111L134 110ZM139 112H140V109H139ZM2 113V111L0 112V114ZM34 113V112H33ZM53 113V112H52ZM94 113H95V111H94ZM93 113V114H94ZM99 113V112H98ZM105 113V112H104ZM160 113V112H159ZM164 113V112H163ZM169 113V112H168ZM190 113V112H189ZM3 114V113H2ZM5 114V113H4ZM3 114V115H4ZM32 114V115H31ZM40 114V113H39ZM108 114H110L109 112H108ZM128 114V113H127ZM151 115H152V113H150ZM6 115V114H5ZM50 115V114H49ZM54 115H55V113H54ZM70 115V116H71ZM92 115V114H91ZM105 115V114H104ZM107 115V114H106ZM112 114H110V116H111ZM122 115V114H121ZM130 115V114H129ZM132 115V114H131ZM139 114L137 113V115L136 116H138ZM140 115H141V113H140ZM151 115H149L150 117H146V116H148L147 114H146V118H147V122H149L148 121V119H150V121H152V117L153 116H151ZM203 115V114H202ZM212 115H214V114H211V115H209V117L206 119V123H208L209 125H211L210 123H212V126H213V124L214 123H216L215 122V120L216 119H214L215 117H213ZM41 116H43V115H41L40 114V117ZM58 116V115H57ZM56 116V117H57ZM73 116V115H72ZM77 116V115H76ZM81 115H79V117H80ZM90 116V115H89ZM98 116V115H97ZM101 116H103V115H101ZM113 116V115H112ZM116 116V115H115ZM105 117V116H104ZM135 117V116H134ZM143 118L142 120L144 121L146 118ZM168 117V116H167ZM201 117H203V116H201ZM200 117V118H201ZM1 118H2V116H1ZM0 118V119H1ZM4 118V117H3ZM7 115L5 116V120L3 121L4 122V124H5V126L6 127H10V125H9V123L7 122ZM8 118H10V117H8ZM38 118H39V116H38ZM46 118H47V116H46ZM59 118H62V116H59ZM90 118V117H89ZM93 118H94V116H93ZM101 118V117H100ZM107 120L109 119V118H107V117H105ZM118 118V117H117ZM117 118H115V119H117ZM121 118V117H120ZM140 117L138 116V117H136V119H137V122L139 121V120H141V119H139ZM197 118V117H196ZM42 120L44 119V118H41ZM53 119V118H52ZM70 119V118H69ZM79 119V118H78ZM97 119V118H96ZM103 119V118H102ZM110 119H112V120H109L110 121V123H109V127H107V128H110V127H112V128H114L115 127V125L116 126H118V125H120V124H116V123H118V122H112L113 121V117H111ZM125 119V118H124ZM128 119H130V118H128ZM62 120V119H61ZM97 120H99V119H97ZM105 120V119H104ZM141 120V121H142ZM200 120H202V118L200 119ZM204 120L205 119H203V121L202 122H204ZM1 121V120H0ZM9 121V120H8ZM30 121V122H31ZM40 121V120H39ZM44 121V120H43ZM58 121V120H57ZM59 121H60V119H59ZM58 121V122H59ZM66 121V120H65ZM85 121V119L83 120V122ZM87 121H89L88 120V118H87ZM87 121H85V122H87ZM92 121V120H91ZM93 121H95V120H93ZM93 121H92V123H93ZM122 121V120H121ZM154 121H152V123L154 124ZM161 121V123H159ZM199 121V120H198ZM250 121V122H249ZM35 122V121H34ZM33 122V123H34ZM44 122H46V121H44ZM47 122H49V121H47ZM63 122V121H62ZM78 122V121H77ZM98 122V121H97ZM120 122V121H119ZM123 122H124V120H123ZM126 122V121H125ZM124 122V123H125ZM132 122H133V120H132ZM134 122H135V120H134ZM146 122V120H145V122H144V124L142 123H140V128L138 129V133L143 137V136H147V135H149V134H151V135H153V137L155 138H160L161 137V134H160V129L162 128L160 125L158 126V125H152L151 127L150 126H148L147 124H145V123H147ZM188 122V121H187ZM21 123V124H20ZM50 123V122H49ZM48 123V124H49ZM69 123V122H68ZM79 123V122H78ZM95 123V122H94ZM102 123H104L103 121H102ZM102 123H101V125H102ZM107 123V122H106ZM106 123H104V124H106ZM114 123H115V125H114ZM136 123V122H135ZM186 123V122H185ZM198 123V122H197ZM206 123L204 124V125H201V127H202V129H203V131H206V133L207 132H209L208 131V129H207V126H209L208 124H207V126H206ZM54 124V123H53ZM151 124V123H150ZM30 125V124H29ZM36 125V124H35ZM79 125V124H78ZM84 125H89V124H84ZM111 125V126H110ZM113 125V126H112ZM136 125V124H135ZM139 125V124H138ZM147 125V126H146ZM5 126H0V128L1 127H3V131H4V128H5ZM31 126H34V125H32L31 124ZM60 126V125H59ZM63 127H64V125H62ZM95 126H96V124H95ZM121 126H122V124H121ZM129 126V125H128ZM216 126V125H215ZM27 128H29L28 126H26ZM39 127V126H38ZM45 127H47V125L45 126ZM45 127H41V128H45ZM58 127V126H57ZM68 127H70V126H68ZM67 127V128H68ZM82 127H84L83 125H82ZM91 127H92V125H91ZM105 127V126H104ZM135 127H138V126H135ZM201 127H199V128H201ZM206 127V128H205ZM12 128H13V126H12ZM23 128V127H22ZM52 128V127H51ZM71 128V127H70ZM118 128V127H117ZM120 128V127H119ZM128 128V127H127ZM126 128V129H127ZM213 128H215V127H213ZM11 129V128H10ZM16 128H14L13 130L14 131H16L15 130ZM24 129H25V127H24ZM48 128H46V130H44V129H38L39 131H37V129H36V133H35V138H33V140L32 141H34V143H35V145H43L42 143H52L53 142V139L55 138V139H59V138H61V140H62V137H60L61 135H63L62 133H61V130H60V128L58 129V130H56V127L54 128L56 131H51V130H47ZM78 129V128H77ZM91 129V128H90ZM93 129V128H92ZM96 129V128H95ZM121 129V128H120ZM216 129V128H215ZM6 130V129H5ZM34 130V129H33ZM52 130H53V128H52ZM66 130V129H65ZM81 130V129H80ZM106 131H108L109 132V130L108 129H105ZM110 130H112V129H110ZM196 131H197V128L195 129ZM199 130H201V129H199ZM214 130V129H213ZM19 131H20V128H19ZM26 131V130H25ZM51 131V132H50ZM113 132H114V130H112ZM122 131V130H121ZM133 131V130H132ZM211 131V130H210ZM228 130H224V131H221V130H217L216 132H215V135L216 136H218V137H221L222 138V136H223V138L225 137V139H227V138H229L230 139V136L228 135V134H230V133H228L227 132ZM8 132L9 131H7V135H8ZM27 132H28V129H27ZM30 132V131H29ZM63 132V131H62ZM93 132L95 133V131L93 130ZM99 132V131H98ZM97 132V133H98ZM101 132V131H100ZM111 132V131H110ZM120 132V131H119ZM131 132V131H130ZM213 132V131H212ZM229 132H230V130H229ZM11 133V132H10ZM17 133V132H16ZM33 133V132H32ZM64 133V132H63ZM70 133V132H69ZM136 133V135H137V131L135 132ZM134 133V134H135ZM172 133V132H171ZM172 133V134H173ZM183 133V134H182ZM185 133V134H184ZM242 135H241V137H245L244 136V132L243 131H241L240 132ZM6 134V133H5ZM19 135L18 136H20V135H23V133L21 134V133H18ZM31 134V133H30ZM65 134V133H64ZM130 134V133H129ZM133 134V135H134ZM138 134V135H139ZM179 134H181V135H179ZM198 134V135H197ZM10 135H12V134H10ZM14 135V134H13ZM67 135V134H66ZM73 135V134H72ZM75 135V134H74ZM93 135V134H92ZM131 135V134H130ZM187 135H189V137L187 136ZM23 136H26V133H25V135H23ZM227 136H229V137H227ZM2 137V136H1ZM4 137V140H6L7 138H5L6 136H3ZM10 137V136H9ZM12 137V136H11ZM15 137H17V136H15ZM27 137V136H26ZM93 137H94V135H93ZM22 138V137H21ZM20 138V139H21ZM30 138V137H29ZM140 138V137H139ZM145 138V137H144ZM148 138V137H147ZM147 138H145V139H147ZM10 139H12V138H10ZM27 139V138H26ZM55 139H54V141H55ZM64 139V138H63ZM65 139H67V138H65ZM128 139H129V135H128ZM132 139V138H131ZM144 139V140H145ZM183 139H181V140H183ZM220 139V138H219ZM3 140V141H4ZM23 140H25V138L23 139ZM23 140H22V142H23ZM28 140V139H27ZM160 140V139H159ZM12 141H13V139H12ZM11 141V143L12 144H14L13 142ZM134 141V140H133ZM136 141V140H135ZM6 142V141H5ZM7 142H8V140H7ZM6 142V143H7ZM10 142V141H9ZM26 142H28V141H26ZM25 142V143H26ZM61 142V141H60ZM60 142H58L59 144H60ZM139 142V141H138ZM180 142V141H179ZM215 142V141H214ZM1 143H3L2 141H1ZM0 143V144H1ZM33 143V142H32ZM142 143H143V140H142ZM11 144V145H12ZM20 144V143H19ZM18 143H17V147L18 146H21V145H19ZM27 144V143H26ZM61 144H63V143H61ZM145 144H147L146 142H145ZM145 144L144 145H142V144H140V146H143V147H140V148H145V149H142V150H146V152H147V148H149V147H145ZM202 144V145H201ZM4 145H5V143H4ZM22 145H24V144H22ZM30 145H32V144H30ZM214 145H215V143H214ZM13 146H16V145H13ZM33 146H34V144H33ZM43 146H46V145H43ZM136 146V145H135ZM166 146H168V145H166ZM7 147V146H6ZM23 147H25V146H23ZM28 147H30V146H28ZM75 147H77V146H75ZM80 147V146H79ZM2 148H4V146L2 147ZM16 148V147H15ZM20 148V147H19ZM36 148V147H35ZM34 148V149H35ZM40 148H44V147H40ZM83 148V147H82ZM5 149V148H4ZM22 149H24V148H22ZM31 149V148H30ZM33 149V150H34ZM44 149H46V148H44ZM44 149H42V150H44ZM79 149V148H78ZM81 149V148H80ZM152 149V148H151ZM18 150V153H20L19 151L21 150V149H16L15 151H17ZM37 150L39 151V149L37 148ZM37 150H36V152H37ZM48 150V149H47ZM72 150H73V148H72ZM137 150V149H136ZM141 150V149H140ZM164 150V149H163ZM5 151H7V149L5 150ZM14 151V150H13ZM41 151V150H40ZM74 151V150H73ZM72 151V152H73ZM35 152V151H34ZM42 152V151H41ZM77 152V151H76ZM145 152V151H144ZM143 152V153H144ZM150 152V151H149ZM148 152V153H149ZM31 153V152H30ZM33 153V152H32ZM31 153V154H32ZM80 153V152H79ZM81 153H83V152H81ZM148 153H144V155H145V157H146V155L148 154ZM154 153V152H153ZM159 153V152H158ZM162 155H163V153H162V151L160 152ZM14 154H17V152H15ZM34 154V153H33ZM37 154V153H36ZM76 154H78V153H76ZM142 154V153H141ZM150 154V153H149ZM156 154H157V152H156ZM182 154V153H181ZM2 155H6V153L5 154H3V151H2ZM30 155V154H29ZM73 155H74V153H73ZM82 155H84V154H82ZM89 155V154H88ZM153 155V154H152ZM170 155H172V156H170ZM183 155H182V157H183ZM7 156V155H6ZM11 156V155H10ZM13 156V155H12ZM18 156H19V154H18ZM31 156V155H30ZM71 156V155H70ZM76 157H78L77 155H75ZM75 156H74V158H75ZM91 156V155H90ZM142 156V155H141ZM157 156V155H156ZM175 156V155H174ZM2 156H0V158H1ZM80 157V156H79ZM84 157V156H83ZM144 157V156H143ZM147 157H150V156H147ZM162 157V156H161ZM202 157H204V158H202ZM73 158V159H74ZM86 157H84V159H85ZM164 158H166V157H164ZM221 158V157H220ZM5 159H7V158H5ZM9 159V158H8ZM79 159V158H78ZM80 159H81V157H80ZM90 159V158H89ZM4 160V159H3ZM75 160H76V158H75ZM152 160V159H151ZM12 161V160H11ZM17 161V160H16ZM15 161V162H16ZM18 161H20V159L18 160ZM25 161V160H24ZM24 161H22V163H24ZM64 161V160H63ZM71 161H73V160H71ZM82 161H83V159H82ZM0 162H1V159H0ZM6 162V161H5ZM92 162V160H86L85 161V165H86V167L84 166V168H87L88 166H89V169H92V168H94L92 165H93V163H91ZM122 162V161H121ZM124 162H126L125 164H128L127 163V161L125 160ZM123 162V163H124ZM207 162V161H206ZM2 163H4V162H2ZM1 163V164H2ZM8 163V162H7ZM132 163V162H131ZM138 163V162H137ZM219 163L222 165V163L219 161ZM12 164H14L13 162H12ZM25 164V163H24ZM59 164V163H58ZM92 164V165H91ZM97 164V163H96ZM201 164H202V166H201ZM211 164V163H210ZM22 165V164H21ZM26 165V164H25ZM68 165V166H67ZM130 165V164H129ZM134 165V164H133ZM132 165V166H133ZM135 165H137V164H135ZM134 165V166H135ZM150 165V166H149ZM10 166V165H9ZM8 165L7 166H5L6 168L7 167H9ZM60 166V165H59ZM67 166V167H66ZM80 166V165H79ZM92 166V167H91ZM138 167L140 166L141 167V165L140 164H138L137 165ZM137 166H135V167H137ZM142 166V167H143ZM211 166V165H210ZM3 167V166H2ZM13 167H15V166H13ZM27 167H29V165H27ZM70 167V168H69ZM138 167H137V169H138ZM139 167V168H140ZM141 167V168H142ZM145 167L144 168H142V169H145ZM223 167V166H222ZM1 168V167H0ZM17 168H19V167H17ZM16 168V169H17ZM24 168V167H23ZM23 168H21L22 170H23ZM26 168V167H25ZM59 168H61V167H59ZM67 168H69V169H67ZM97 168V167H96ZM102 168V167H101ZM100 168V169H101ZM133 168V167H132ZM213 168H215L214 166H213ZM226 168L224 169V170H226ZM4 169V168H3ZM12 169H14V168H12ZM27 169V168H26ZM98 169V168H97ZM96 169V170H97ZM99 169V170H100ZM104 169V168H103ZM134 169V168H133ZM135 170L136 171V173H135V175H137V172L140 174V172H139V170L140 169H138V170ZM18 170V169H17ZM58 170V169H57ZM60 170V169H59ZM87 171H88V168L86 169ZM93 170V169H92ZM105 170V169H104ZM104 170H100V171H104ZM195 170H197V171H201L200 172V174L197 172V175L196 174H194L195 176H197L198 178H196V177H194L193 176V178H196V180L195 179H193L192 178V176H191V174L194 172H196ZM90 171V170H89ZM89 171L87 172V174L89 173ZM133 171V170H132ZM135 171H133V172H135ZM150 171V170H149ZM162 171L165 173V175H163L164 173H162ZM216 171H217V169H216ZM7 172V171H6ZM5 172V173H6ZM11 172V171H10ZM19 172H21V171H18V173ZM23 172L24 171H22L21 173L23 174ZM83 172H85V171H83ZM91 172V171H90ZM108 172H110V171H108ZM111 172H113V171H111ZM147 172H148V170H147ZM159 172V173H158ZM160 172H161V175L164 177H166L167 178V185L166 186H164L166 183V179H164L163 180V178H162V176H160L161 178H162V180L161 181H165L163 184L164 185H162V183H161V187L163 186V191L160 193V194H155V193H153L152 192V189L154 188V187H156L157 186V184H156V179H155V176L157 177V175H156V173H158V174H160ZM192 172V173H191ZM226 172V171H225ZM14 173V172H13ZM106 173H107V170H106ZM20 174V173H19ZM26 174V173H25ZM28 174V173H27ZM90 174V173H89ZM148 174V173H147ZM1 176H2V174H0ZM13 175V174H12ZM16 175V174H15ZM18 175V174H17ZM16 175V176H17ZM74 175V177H72ZM109 175V174H108ZM141 175V174H140ZM150 174H148L147 176H149ZM193 175V174H192ZM199 175V176H198ZM22 177H23V175H22ZM105 178H106V176H104ZM140 177V179H138ZM164 177V178H165ZM212 177V176H211ZM234 177V178H233ZM17 178V177H16ZM25 178V177H24ZM28 178V177H27ZM70 178L72 179V180H70ZM74 178H75V180H74ZM104 178V179H105ZM108 178V177H107ZM5 179H7V177L5 178ZM18 179V178H17ZM16 179V180H17ZM20 179V180H19ZM18 180L19 181H21V183H23L24 184V182L26 183V181H23V180H25V179H21V178H19ZM29 179V178H28ZM88 179H90L89 177H88ZM147 179V178H146ZM160 179V178H159ZM158 179V180H159ZM227 179H228V177H227ZM31 180V179H30ZM30 180H28L29 182H30ZM41 179H40V181H42ZM71 182H73V180H74V183H71ZM92 180V179H91ZM94 180V179H93ZM92 180V181H93ZM137 180H136V178L133 180V181H135V182H137ZM142 180V181H141ZM2 181V180H1ZM27 181V182H28ZM77 183H76V182ZM85 181V180H84ZM88 181H90V180H88ZM106 181V180H105ZM104 181V182H105ZM147 181V180H146ZM3 182V181H2ZM7 182H9V181H7ZM16 182V181H15ZM34 182H37V181H34ZM68 182H69V184H68ZM87 182V181H86ZM212 182V183H213ZM18 183H20V182H17V184ZM42 183V184H41ZM70 183H71V185H70ZM77 184L78 185V187L75 185L74 186V184ZM88 183V182H87ZM90 183V182H89ZM4 184V183H3ZM13 184H15V183H13ZM33 183L31 182V185H32ZM67 184L69 185V186H67ZM143 184V185H142ZM228 184V183H227ZM237 184V183H236ZM12 185V184H11ZM28 185V184H27ZM26 185V186H27ZM144 185H146V186H144ZM5 186H6V184H5ZM13 186V185H12ZM24 187H25V185H23ZM74 186V187H73ZM239 186V185H238ZM9 187V186H8ZM76 187V188H75ZM158 187V186H157ZM230 187V186H229ZM112 188L113 189H115V190H112ZM237 188V187H236ZM70 189V190H71ZM159 190V189H158ZM157 190V191H158ZM72 191V190H71ZM74 191V192H75ZM138 191H140V192H138ZM5 192V191H4ZM62 191H60L59 193H61ZM73 192V191H72ZM160 192V191H159ZM240 192V191H239ZM1 193V192H0ZM53 193H51V194H53ZM229 193H231V194H229ZM3 194V193H2ZM2 194H0L1 196H2ZM7 195V194H6ZM47 195V194H46ZM45 195V196H46ZM48 195H49V193H48ZM50 196V195H49ZM238 196V195H237ZM0 198H2V197H0ZM45 198V197H44ZM60 198H62V197H60ZM5 199V200H4ZM52 199V198H51ZM59 199V198H58ZM234 199V200H233ZM61 201H62V206H61ZM64 201V202H63ZM2 202H4V203H2ZM56 202V203H55ZM58 202H59V204H58ZM154 205V206H153ZM151 207H153L154 208V211L153 212H151V210H149V209H152ZM7 208V209H6ZM157 208H162L163 209V211L166 213V215H165V213H164V216L166 217V219H164V225L162 226V230H161V224H163V221H161L162 223H158V221H159V218H158V212H157ZM4 209V210H3ZM26 211V212H25ZM59 211H62V212H64V213H66V212H71V216H73V217H70L72 220L70 221L69 220V222L67 221V220H65L64 221V219H65V215H66V219H69V218H67V213L66 214H63V213H61V212H59ZM248 211H247V213H248ZM20 212H25V213H23V218H21L20 217ZM143 212V213H142ZM151 212V213H150ZM225 213V212H227V213H230V212H232V213H235V214H227L226 216H224L220 221H219V223L218 224H211V220L209 219L210 218V216H211V214L212 213ZM7 213H9V215H6ZM20 213V214H19ZM59 213V214H58ZM73 213V214H72ZM246 213V214H247ZM35 214V215H34ZM36 214H37V216H36ZM69 214V213H68ZM147 214V215H146ZM7 216V218H5L6 216ZM63 215V216H62ZM70 215V214H69ZM146 215V216H145ZM150 215V216H149ZM1 216H4V217H1ZM128 216H132V225H129V227H128V225H125V227L127 228H125L124 227V225L122 226V224H125V221H126V219H127V217ZM145 216V217H144ZM37 217V218H36ZM63 217V218H62ZM154 217V218H153ZM31 218V219H30ZM33 218V219H32ZM37 220H36V219ZM58 218L60 219L59 220V223H61V220L63 219V222H65L66 223V226H64V227H66V228H63V227H61L62 229H60V228H56V226L55 225H58L59 226V224L57 223V221H58ZM76 218V219H75ZM156 218H158V221L156 220ZM7 219V220H8ZM19 219V220H18ZM20 219H21V221H20ZM29 219V220H28ZM3 220H4V222H3ZM34 220H36L35 222H33ZM74 220H76V221H74ZM156 220V221H155ZM167 220V221H166ZM2 221V222H1ZM31 221H32V223H31ZM67 221V222H66ZM83 221V222H82ZM166 221V222H165ZM30 222V223H29ZM72 222V224H69V223H71ZM79 222H82L81 224H79ZM48 223H49V225H52V226H54V228H56V230L54 229L53 230V228L51 227H48ZM167 223V224H166ZM45 224H46V226H45ZM53 224H55V225H53ZM63 224V223H62ZM71 225L70 226V229H67L68 227V225ZM80 225V226H79ZM2 226H0V228L2 227ZM7 225H4L3 227H5V228H3V229H6L7 227H8ZM20 226V227H19ZM62 226V225H61ZM73 229H72V228ZM122 227V228H121ZM165 227V228H164ZM169 227V226H168ZM124 228V229H123ZM238 228H241V229H238ZM18 229H20V230H25L24 232H18L19 230ZM37 229H44L43 231L45 232V233H43L42 234V230L41 231H36V233L35 232H33L34 230H37ZM50 229H52L53 230V232L52 233H54V236H53V234H51V232H50ZM63 230L64 229V231H62V232H59V231H57V230ZM116 229H121V230H117L116 231ZM173 229V228H172ZM236 229H238L237 231H241V230H243L242 231V233H234L233 234V232H234V230H236ZM7 230V229H6ZM31 230H33V231H31ZM46 230H49V232H50V234H51V236L50 237H48L49 239H51V240H49L50 242H47L48 241V238H47V235H48V231L46 232ZM26 231H28V233L26 232ZM115 231H116V233L117 232H119L120 233V231H122V234L120 233V234H116L115 233ZM233 231V232H232ZM0 232H3V230H1ZM18 232V233H17ZM32 232V233H31ZM19 233H25V234H29L30 233V235H26L27 237L28 236H31V238L30 237H28L29 239H32L33 237L32 236H40V235H42L41 237H39L40 238V240H41V238L43 237V235L45 234V236L42 238V239H44V240H41V241H43V243L44 242H47V244L49 243V245H47V244H43V243H41L40 242V240H37V242H39L38 243V245H35L36 247L37 246H39L40 245V250L39 249H36L37 251H39V252H34V251H36L35 249H34V251L32 250V248H30L29 246L30 245H26V244H24L25 243V241H22V238L24 239V236L22 237V238H20V236H19ZM34 233L35 234H38V235H34ZM39 233H41V234H39ZM46 233H47V235H46ZM1 234V233H0ZM57 234V235H56ZM115 234L117 235V236H115ZM230 234V235H229ZM120 235V236H119ZM138 235V236H137ZM119 236V237H118ZM140 236H142V238H141V241L139 240L140 238ZM171 236V237H170ZM229 236V237H228ZM7 237V236H6ZM45 237H46V240L47 241H45ZM51 237H54L53 239L51 238ZM115 237H117V238H115ZM170 237V238H169ZM21 240H20V239ZM113 238V239H112ZM25 239H26V237H25ZM24 239V240H25ZM98 239V240H97ZM109 239H112V240H110V242L108 241ZM117 239V242H116V244L114 243V240H116ZM144 239V241H149V243L151 244V242L150 241H152V244L154 245L153 247H152V250L151 251H148L147 252V249H146V245H147V243H144L145 245H144V251H143V249H142V247H143V245H141V248H140V246H139V244H141ZM33 240V239H32ZM31 240V241H32ZM105 240H107L108 242H106ZM26 241H27V239H26ZM34 241H36V240H34ZM95 241L98 243V241H103L102 243H104V245L105 244H107L106 245V247L109 245V243H110V245L112 244L113 246H115V247H113V248H111V249H107L106 247H105V249H103L102 247L104 246L103 244V246L101 245V244H98L97 246L96 245H94L95 244ZM221 241V242H222ZM214 242V241H213ZM28 243H30V241H28ZM71 243V244H70ZM76 243H78L77 244V246H79L78 247V249L76 250L75 248H73L75 245H76ZM79 243H80V245H79ZM96 243V244H97ZM100 243V242H99ZM139 243V244H138ZM34 244H36V243H34ZM33 242H32V247H33ZM41 244H42V246H45V248L46 249H44V251H43V249H42V247H41ZM82 244H84V245H82ZM143 244V243H142ZM214 244H216L215 242H214ZM220 244V243H219ZM218 244V245H219ZM71 245H73V247L72 248H70L71 247ZM234 245V246H233ZM47 246V247H46ZM101 247V248H99V247ZM135 246H137V247H135ZM170 246V247H169ZM206 246V245H205ZM213 246V245H212ZM215 246H217V245H215ZM220 246V245H219ZM232 246V247H231ZM155 247V248H154ZM211 247V246H210ZM210 247H208V248H210ZM223 247H224V245H223ZM77 248V247H76ZM137 248H139V249H141V250H139V249H137ZM170 248V249H169ZM194 248V247H193ZM207 248V249H208ZM212 248V247H211ZM213 248H215V247H213ZM216 248H218L219 249V247L217 246ZM215 248V249H216ZM229 248L231 249V250H229ZM234 248V249H235ZM241 248V249H240ZM107 249V250H106ZM146 249V250H145ZM149 249V248H148ZM189 249L191 250V251H189ZM215 249H212L213 251H215ZM220 249H221V247H220ZM219 249V250H220ZM224 249V248H223ZM225 249L222 251V249L220 250V251H222V253H224V251H225ZM110 250V251H109ZM137 250H139L138 252H141L142 253V251H143V253L141 254V253H137ZM208 250H211V249H208ZM104 251H106V253L104 252ZM147 252V253H144V252ZM190 253H189V252ZM205 251V252H204ZM219 251V252H220ZM233 251V250H232ZM242 251H243V253H242ZM246 251V252H247ZM133 252H136L137 254L136 255H132L133 254ZM157 252H160L159 254H157ZM163 253H164V255H163ZM167 253V255L168 254H175V255H173V256H171V261L169 260V258H165L166 256H165V254ZM195 253H198V254H195ZM214 253V252H213ZM31 254H35L34 256H36L35 258L33 257V255L31 256ZM64 254H67V255H64ZM69 254V255H68ZM70 254H71V256H70ZM131 254V255H130ZM135 254V253H134ZM155 254H157L156 255V257H158V258H162L163 260H161V261H158V259H156L154 256H155ZM201 254H203V255H201ZM64 255V256H63ZM74 255V256H73ZM114 256V257H111V256ZM127 255V256H126ZM128 255H130V256H128ZM141 257H140V256ZM147 255V256H146ZM159 255V256H158ZM161 255V256H160ZM181 255V256H180ZM228 255V254H227ZM230 255V254H229ZM234 255V254H233ZM69 257V258H72L71 260L73 261V263H72V261L70 262V263H68L69 262V258L67 257L66 259L67 260H64L65 262H63V261H58V258H59V260H61L60 259V257ZM110 256V257H109ZM139 256V257H138ZM145 256V257H144ZM162 256H164V258L162 257ZM170 256V255H169ZM169 256H167V257H169ZM178 256V257H177ZM179 256L181 257V258H179ZM190 256H193L192 258H190ZM196 256V257H195ZM198 256L200 257V259L198 258ZM201 256H202V258H201ZM204 256V257H203ZM239 256V255H238ZM78 257V256H77ZM91 257V258H92ZM122 257H124V258H122ZM125 257H127V258H125ZM210 257H212V256H210ZM80 258V257H79ZM175 258V259H174ZM177 258V259H176ZM186 258V257H185ZM196 258V260H194ZM198 258V259H197ZM239 258V257H238ZM74 259V260H73ZM81 259V258H80ZM159 259V260H160ZM165 259H168V261H166ZM191 259H193V261H191ZM209 259V258H208ZM235 259L236 258H234V260L233 261H235ZM63 260V259H62ZM77 260V261H76ZM125 260V261H124ZM174 260V261H173ZM198 260V261H197ZM241 259H239V261H240ZM76 261V262H75ZM163 261V262H162ZM223 261V260H222ZM232 261V262H233ZM239 261L237 262V263H239ZM243 261H245V260H243ZM96 262V263H95ZM104 262V261H103ZM176 262L174 263V264H176ZM224 262V261H223ZM225 262H226V260H225ZM225 262H224V264H225ZM231 262V263H232ZM241 262H242V260H241ZM208 263H209V261H208ZM216 263H217V261H216ZM244 263V262H243ZM31 264V263H30ZM103 264V263H102ZM105 264H107V263H105ZM108 264H111V263H108ZM113 264V263H112ZM177 264H179L178 262H177ZM181 264V263H180ZM204 264H207L206 262L204 263ZM219 264H220V262H219ZM228 264H229V262H228Z\"/></svg>",
    "mask_w": 264,
    "mask_h": 264
},
{
    "label": "rangeland",
    "instance_id": "obj_2",
    "mask_svg": "<svg viewBox=\"0 0 264 264\" xmlns=\"http://www.w3.org/2000/svg\"><path fill=\"white\" fill-rule=\"evenodd\" d=\"M30 2L28 3L29 5H37V3L39 4H41V3H43L44 2V4H48V2H50L51 0H41V1H38V0H33L32 1V4H30L31 3V0H29ZM38 1V2H37ZM127 3V5L129 4V6H131V4L133 3V2H131V0H125ZM128 1L130 2V3H128ZM133 1V0H132ZM142 1V0H141ZM219 1V0H218ZM222 1V2H221ZM220 2H218V3H220V5H218V3H217V1H215L214 3L215 4H210L209 5V3H204V6H203V21H202V24L204 25V27L203 28H205L204 29V33H203V45H204V53L202 54V59H203V62H204V77H205V81H206V84H205V87H203L202 88V84L200 83V81L201 80H197V79H199V78H196L197 76L193 73L194 72V69H191V68H193V63H194V54H193V52L192 51H190V53L188 54L189 56H188V61H189V63L188 64H190V67L191 68H189V77H188V85H187V88L185 87V86H183L184 84H182V81H179V78H177V76H175V78H174V80H173V77L171 78L172 80H173V85H174V81H175V83H176V85L178 86V85H180V88H179V86H178V89H179V92H180V95L182 96V98L184 97L185 98V101H186V103H188L187 105H188V113H187V119L186 120H183V126H185V125H187V126H185V127H189V126H191V127H189L191 130H194V132H197L198 134V137L200 138V141L202 140V146L204 147V149H205V151H204V155H205V153H206V155L205 156H208V157H206V158H204V157H202V158H204V159H206V160H204V163H206V164H203V166L205 165V166H207L208 165V167H211V169L213 170L211 173V175L207 178V180L208 181H211L210 179H212V182H213V180H215L216 179V177H215V174L213 173V172H215V173H217L218 172V170H219V173H218V175H221L220 176V178L222 177L224 180H225V183H226V189H227V191L228 192H231L233 195H232V198H234L235 200H236V205H237V210H239V211H241L242 213L241 214H243V212H244V214H243V217H245L246 219L250 216V212L248 211V209H247V207H241L239 204H238V202H240V200H241V197H239V194L240 193H242V188L244 187V185H243V187L241 186L242 184L241 183H245V187L248 185V184H246V182H235L236 180L235 179H231L230 177H232V176H230L229 175V172L227 171V168L225 167V165L222 163V153H223V155L224 156H226V155H228V154H231L233 151H238V152H241V151H243V150H245V151H247V152H250V150H251V147L254 145V133H253V129L255 128L254 126H252V125H249L248 124V120H253L254 122H255V118L256 117H258V116H264V110H259L258 108L259 107H261L262 105H263V98H262V96H264V80L262 79V78H264L263 76H264V69H261V68H263L264 67V45H261V44H264V31H263V28L261 27V21L260 22H258L256 19H257V17H260L262 14H260V13H262L263 11H264V0H254V1H252V0H221ZM34 2H35V4H34ZM37 2V3H36ZM140 2V1H139ZM206 2V1H205ZM232 2V3H231ZM234 2V3H233ZM210 3H211V1H210ZM229 3H230V5H229ZM140 6H138V9H139V12H138V17L134 20V18H132V17H128L127 16V18H122L123 20H121V18H118L117 17V15L116 14H113L112 16H110L111 18H112V21L109 23V21H108V24L109 25H111V24H113L112 26H110V27H108V28H106L105 26H103L102 28H101V25L100 24H98L99 22H97V20H92V19H89V18H84V23L82 22L83 21V19H82V21H81V23L83 24V26L80 28V29H76V30H72L73 29V27H72V29H71V26H69V25H72L73 23H74V25L76 24V23H78V22H80V21H78V20H75L76 18L75 17H73V14H74V10H73V8H72V6H70L71 7V9H72V11L70 12V11H68L67 12V10H71L70 9V7L67 5V6H65V7H63V8H57L56 10H55V12L56 11H58V12H56L57 13V15H56V13L55 12H53V13H50L49 12V14H46V15H48L47 16V19H46V15L44 14V15H42L43 13H40V12H34V13H32L31 14V16L27 19V20H24V21H26V24L29 26V24L28 23H30L31 24V26H32V28L34 27V31H30L31 30V28L30 29H28V31L27 32H29L30 34L32 33V34H34V35H36V37L35 38H37L38 39V37L39 36H41V35H43V34H45V36H42V41H43V39H44V43H45V39L47 40L46 41V46H44V44L43 45H41L40 46V44H42V42H40L39 40L41 39V37H39V40H37V42H40V44L38 45L40 48H43L42 46H44V47H46V49H42L43 51H45L46 52V50H49V48H48V43H49V38L51 39V37H48V36H50V35H52L53 36V34L51 33L52 32V28H50L53 24L57 27V28H61L60 29V31H59V29H58V32L60 33V35L58 34L57 36H58V39H61L62 40V42L64 43V44H67L69 41V38H71V41H73V42H76L75 40H76V38L78 39V38H80L79 40H77V41H79L78 43L79 44H81V46L84 48L85 47V49H86V51H83L84 53H83V55H86V57L85 56H83V55H78L77 56V58L79 57V56H83V57H85V62H84V59H83V57L81 58V59H77L76 57H74V61L72 60V64H76V62H79L80 61V63H78V64H80V65H82L83 63V69H85V68H87V73L89 74L90 72L93 74H95V76L94 77H96L97 75H99V77H101V79L103 78V79H105L104 78V76H102V74H103V72L102 71H100V69L101 68H104L105 67V64H106V61H108V59L110 58V57H108V56H114V57H111V61L112 62H122V60H124V64L127 62V64H125V66H126V68L127 69H125L124 71H125V73H126V75H125V77L127 78V80H126V82H128V83H126V90H125V92H124V95H123V101H122V98L121 97H119L120 99H121V102L122 103H120V99L119 98H117L118 96H115V95H112L111 96V94H104V91L102 90V92H101V94H99L98 92H96V90L95 91H93V93H91V90H89V88H91L90 87V85L91 84H89L88 83V81H87V79H88V77H86V84L83 82L82 83V85H84V86H80V88H79V93H80V95H79V93L77 94L79 97H77L76 95V98H75V96L74 95H67V94H65V93H62L61 94V90H62V88H63V84H64V82H67V80L69 79V76H66L65 75V72H63V71H65L66 69H63V71L62 70H60L59 69V66H57V64H54L55 62H53V61H50V60H48V59H46V58H43L42 59V57H41V59L40 58H38V59H40L39 60V62H38V60L36 61V60H34V58H32V57H34V55L31 53V52H27V50L26 49H20V51H19V48H22V47H20V46H17V49H16V46L15 47H13L14 48V57L16 58V60L13 58V59H6V58H2L1 59V61H2V63L3 64H1L0 63V68H3V69H8V68H10L11 69V66H18L19 65V62H21L20 63V66L21 67H19L21 70L24 68V70H22V71H25L24 73H26V75H27V77L25 78L27 81H31V77H29L30 76V73H29V71L30 72H32L34 69H32V64H33V66H35V67H37V68H35V67H33V68H35L36 70H34L35 72L34 73H36V74H43V75H38L39 77L40 76H42V77H40L41 79V81L40 82H48V80L50 81V82H54L55 81V79L58 81L59 79V81H62L61 79H65V80H63L64 82L62 83H58L57 81H55V82H57L56 83V85H55V82L53 83L54 85H52V86H50L49 87V89H53V91H52V89L51 90H49V91H51V93L50 92H48V90H46L47 88H45V89H43V91L45 90V92H43L42 90V92H40V88H32V87H24V88H21V90H22V92L21 93H30V94H28L27 93V95H26V93L23 95V97L21 96V101L22 102H24V100H25V102L22 104V102L20 103V99L19 100H17V102L19 103V104H21L20 106H24L25 107V109L24 110H26V112L28 111L29 112V114L30 113H32L33 114V118H31L32 119V121L30 122L29 121V123L28 124H26V122L24 123V121H23V124L20 126V127H18V129H17V127H15L16 125L17 126H19L18 125V123L17 124H15L14 122H12V119H14L13 117H12V115H14V117H15V115L16 114H18V112L19 111H17V110H15L14 109V106H11V105H8V104H5V103H3V102H1V100H0V106H1V108H0V110L2 111V113L4 114H6L7 115V122L9 123V125H10V127H6L5 126V124H4V120H5V114L3 115L2 113L0 114V118H1V116H2V118L0 119L1 121H0V126H5V128H4V131H3V127H1L0 128V143H1V141L3 142V143H1L0 144V156H2L0 159H1V162H0V174H2V176L0 175V194H2V196L0 195V197H2V198H0L1 199V201H2V199L3 198H5V197H7L9 194L8 193H11V191L13 192V190H17V188H22V189H24L25 191H27V190H29V191H27L29 194H31L32 192V195H34V194H36V196H40L41 195V197H42V195H44V193H41V194H38V193H36L33 189H34V187L36 186V184L38 183V184H40V182H42L43 183V180L44 179H48V176L50 175H54V174H58V172L60 171L61 172V170L64 168L63 166L64 165H62V164H64L65 162V164H73V166L74 165H77V167H79L80 169H82L83 171H85V172H83V171H81L80 172V177H82V182L81 183H79V186H82V185H84V184H90V185H92L91 183L93 182H95L94 184H101V183H105V184H109L110 182L111 183H113L114 181H112V180H110L111 178V176H110V173L112 174V173H114V172H117V174H118V177L121 179V180H125V181H127L129 184L130 183H132V184H135V183H138L139 182V180H137V177L136 176H140L142 179H144L145 181H143V182H141V183H143L144 184V182L146 183H149V185H147V186H149V187H152L153 186V182H151L150 180H151V177L153 176V175H151V170H152V167L150 166V167H147L148 169H146V167L145 166H143V164H141V162L142 161H144L145 160V158L147 159L146 161L149 163V161H153V158L156 160H159L160 158H162V160L164 161H166V160H173V162L175 163V164H177L179 161H180V159L181 158H184V155H183V149H184V147L185 148H190V147H192V143H191V138H187L186 137V134L184 135L185 136V138L183 139V136L182 137H175L177 140H179L180 138L181 139H183V140H179V141H177V143H175L176 144V146L177 147H175L176 149H175V153H173V157H169L168 159H167V156H168V153H169V151H171V150H169L168 149V147H169V145H171V144H173L172 142H170L169 143V137L170 136H175L174 135V133L177 135V131L176 130H171L170 132L166 129V126L164 125H160L162 128L160 129V134H161V137L158 139V138H154L153 137V135H151V134H149V135H147V136H141L139 133H138V129L140 128V123L142 124H144V122H145V120H146V122H147V118L148 117H150L149 115H151L150 113H152V115L151 116H153L152 117V121H154V119L155 118H159V117H157V116H159V115H161L160 116V118H161V121L162 120H164L165 118H167V120H170V119H168V118H172V120H174L173 119V114L172 113H170V110L172 111V109H169V108H172L171 107V104H170V102H168L169 101V98L168 97H170V96H166L167 94H170L169 92L167 93V94H163V92L161 91V92H159L158 90H160L162 87H160L159 88V84H158V87H157V84H155V83H157V82H160V84L162 83L163 84V79L161 80L160 79V77L162 78V73L163 72H160L161 71V69H156V67H155V63H156V56H155V54H157V50H158V44L156 43L157 41V35L159 36L160 34H157L158 33V27H157V23H156V19H157V17H158V15H159V12H161L163 9L164 10H166V8H168V6H167V4H162V6H161V2L160 3H158L156 0H143L142 1V3L140 2V3H138ZM28 6V5H27ZM69 9H68V8ZM238 9H237V8ZM64 8H66V9H64ZM258 8V9H257ZM245 9V10H244ZM248 9V10H247ZM255 9H257L256 11H255ZM262 9H263V11H262ZM62 11L60 14H62V15H66V17H63V16H61L60 14H59V11ZM240 11H242V12H240ZM252 11H255V12H252ZM63 12H65V13H63ZM68 14H67V13ZM209 12H211V13H209ZM237 12H239V13H237ZM48 13V12H47ZM69 13H70V15H69ZM214 13V14H213ZM226 13V14H225ZM257 14V15H256ZM51 17H50V16ZM64 15V16H65ZM68 15H69V17H70V19H68ZM34 16H36L35 17V19L33 18ZM59 16V17H58ZM74 16H76V14H74ZM113 16H115V17H113ZM253 16H254V19H253ZM42 17V18H41ZM50 17V20L48 19ZM65 18V20L67 19V20H69V21H71V20H73V21H71V22H69V21H65L64 19H60V18ZM71 17H73V18H75V19H73V18H71ZM140 17V18H139ZM232 17V18H231ZM32 18V19H31ZM36 18H38V19H36ZM54 18V19H53ZM116 18V19H115ZM139 18V19H138ZM229 18H231V19H229ZM251 18H252V20H251ZM45 21H44V20ZM58 19H59V21H58ZM30 20V21H29ZM32 20V21H31ZM37 21V22H34V21ZM40 20H42V21H39ZM49 20V21H48ZM54 20H57V22L56 21H54ZM87 20V21H86ZM93 21L92 23L90 22V23H88L89 21ZM116 20H118V22L116 21V24H114L115 23V21ZM23 20H22V22L23 23H25ZM29 21V22H28ZM49 23H48V22ZM50 21H54V23L53 22H50ZM77 21V22H76ZM114 21V22H113ZM258 22V23H256V22ZM14 22V21H13ZM21 22V21H20ZM20 23L19 25H21V26H23V27H27V26H24V25H26V24H23V23ZM28 22V23H27ZM33 22H34V26H33ZM44 23V22H47V23H44V24H42V23ZM59 22V23H58ZM64 24H66V23H68L69 22V25L68 24H66V25H68V26H66V25H63V23ZM14 23H16V22H14ZM40 23V24H39ZM72 23V24H71ZM88 23V24H87ZM95 23V24H94ZM121 23H122V25H121ZM125 23V24H124ZM133 25H132V24ZM136 23H138V24H136ZM155 23H156V25H155ZM36 24H38V25H40L39 26V30H38V25H36ZM50 24V25H49ZM119 24V26H117ZM36 25V26H35ZM60 25V26H59ZM74 25H72V26H74ZM89 25V27H90V29H88L89 27H87ZM91 25V26H90ZM95 25H97V28H96V26ZM121 25V26H120ZM41 26H43L41 29H40V27ZM46 26V27H45ZM59 26V27H58ZM93 26V27H92ZM108 26V25H107ZM125 26V27H124ZM131 26H133L134 28H135V30H134V28L133 27H131ZM136 26V27H135ZM139 26V27H138ZM246 26H251V28L250 29H252L253 30V32L251 33V35L252 36H250V34H249V32H247L248 30L247 29H245V27ZM37 27V28H36ZM45 27V28H44ZM65 27V28H64ZM68 27H69V29H68ZM105 27V28H104ZM111 27H114V28H111ZM121 27V28H120ZM138 27V28H137ZM156 27V28H155ZM238 27V28H237ZM47 28H49L48 30H46ZM62 28H64L65 29V31H63L62 33H61V31L62 30H64V29H62ZM117 29V31H116V29ZM122 28H124L123 30H121ZM139 28H141V30H139ZM240 28H242L241 30H239ZM45 29V30H44ZM83 29H84V31H83ZM99 29V30H98ZM100 29H102L103 31H101ZM107 30V29H109V30H107V31H104V30ZM113 31H112V30ZM127 29H129V31L127 30ZM24 30V29H23ZM33 30V29H32ZM36 30H38V32L40 33L39 35L37 34V33H35V31ZM50 30V31H49ZM71 30V31H70ZM78 30V31H77ZM89 30V31H88ZM95 30V31H94ZM98 30V31H97ZM114 30L117 32V33H115V35L117 36V38L115 39V37L116 36H112L111 34L113 33V35H114ZM236 30V31H235ZM69 31V32H68ZM81 31H83V32H81ZM122 32V34L123 33H129V34H126L125 36L123 35L122 36V34H121V36L120 37H118L119 36V34H118V32ZM249 31H251V30H249ZM26 32V30L23 32L24 34H25V37L26 38H29L30 39V41H31V38H30V35H27L28 33ZM37 32V31H36ZM41 32L43 33V34H41ZM80 34H79V33ZM102 32V33H101ZM103 32H104V34H103ZM108 32V33H107ZM133 32H135V33H133ZM49 33H51V34H49ZM72 33H73V35H72ZM75 33H77V34H75ZM85 33H87V37H86V34ZM95 33H97V34H95ZM133 33V34H132ZM137 33H138V35H137ZM248 33V34H247ZM49 34V35H48ZM98 34H99V36H100V38L98 37ZM102 34H103V36H102ZM106 34V35H105ZM38 35V36H37ZM78 35H80L79 37H78ZM83 35V36H82ZM111 37H110V36ZM132 35V36H131ZM29 36V37H28ZM62 36V37H61ZM74 36V37H73ZM34 37H33V40H34ZM45 37V38H44ZM137 37L139 38V39H137ZM155 37V38H154ZM160 38H161V36H159ZM159 37H158V39H159ZM83 38H88V39H83ZM98 38V39H97ZM111 38V39H110ZM120 38V39H119ZM126 38V39H125ZM257 38V40L255 41L254 39H256ZM29 39H27V40H29ZM65 39V40H64ZM74 39V40H73ZM81 39H82V41H81ZM92 39V41H90ZM108 39V40H107ZM113 39H115L114 40V42L116 43V44H118V45H116V44H113L112 42H113ZM121 39H122V45H120V43H121ZM155 39V40H154ZM61 40H59L60 41V43H61ZM87 41V40H89V41H87V43H85L84 41ZM100 40H102V41H100ZM125 40H127V41H125ZM139 40V41H138ZM29 41V42H30ZM66 41H68L67 43H65ZM100 41V42H99ZM108 42V44H106L105 46H104V43H107ZM111 43H110V42ZM119 41V42H118ZM133 41V42H132ZM259 43H258V42ZM73 42H69L67 45H69V46H71L72 45V43ZM84 42V43H83ZM92 43L93 44V49H94V44H95V47H96V49L95 50H93V52L95 51V54L94 53H92V52H90L89 50H88V44L89 43ZM94 42V43H93ZM132 42V43H131ZM136 42H138V44L136 43ZM32 44H33V42H31ZM36 43V42H35ZM34 43V44H35ZM109 43H110V46H109ZM136 43V44H135ZM180 43V42H179ZM178 42L173 46L175 49H176V51H179L180 52V47H181V43L179 44ZM259 44L260 45V47H258V45L256 44L255 45V47H256V49L257 48H259V51H258V53L256 52V49H255V47H254V52L255 53H257V54H255V57H253V58H257L256 59V63H253L254 62V60H253V58H251V54H253V49L250 51V49H251V46H253V44ZM62 44V43H61ZM71 44V45H70ZM101 44V45H100ZM179 44V45H178ZM37 45V44H36ZM86 45V46H85ZM100 45V47L99 48H97L98 46ZM114 45H116L117 46V48H120V49H122V50H120V51H122V52H120V51H118V50H116V48H114ZM129 45H131V46H129ZM178 45V46H177ZM13 46H14V44H13ZM103 46V47H102ZM115 46V47H116ZM124 47V49L123 48H121V47ZM127 46V47H126ZM1 47V46H0ZM106 47V48H105ZM113 47V48H112ZM130 49H129V48ZM172 47V49H174ZM250 47V48H249ZM263 47V48H262ZM38 48V47H37ZM48 48V49H47ZM177 48H178V50H177ZM253 48V47H252ZM34 49H36V47L34 48ZM84 49V50H85ZM100 49V50H99ZM108 49H110L109 50V52H107V53H105L106 51H108ZM129 49V50H128ZM97 50H99L98 51V53L99 54H97L96 53V51ZM102 50V51H101ZM104 50V51H103ZM116 50V51H115ZM261 50H263L262 52H261ZM26 51V52H25ZM40 51L41 50H38L37 49V53L39 54L40 53ZM43 51H41V52H43ZM101 51V52H100ZM112 51V52H111ZM127 51V52H126ZM173 51H175V50H173ZM249 51L251 52V54L249 53ZM20 53V54H17V53ZM24 52V54H22ZM45 52H43V53H45ZM86 52V53H85ZM102 52H104V53H102ZM114 52H116L117 54L116 55H114L115 53ZM260 52V53H259ZM42 53V54H43ZM111 55H110V54ZM119 53V54H118ZM120 53L122 54V55H120ZM129 53V54H128ZM24 56V57H26V58H24L23 57V59H25V60H23L22 59V57L20 58V59H22L21 61H18V59H19V57L20 56H22V55ZM28 54H31L30 56L28 55ZM41 53H40V55H42ZM101 54H102V56H101ZM104 54V55H103ZM108 55V56H106V57H108V59H105L106 57H105V55ZM124 54H126V55H124ZM133 54H137V55H133ZM153 54V55H152ZM181 54V53H180ZM180 54H178V55H180ZM250 54V55H249ZM16 55H18V56H16ZM29 57H28V56ZM40 55H38V57H40ZM44 55V54H43ZM96 55H99V56H101V57H103V58H100V60L98 59V57L99 56H96ZM124 55V56H123ZM127 55H128V57H127ZM258 55V56H257ZM32 56V57H31ZM88 56V57H87ZM120 58H119V57ZM121 56H122V58H121ZM138 56V57H137ZM164 56V55H163ZM163 56L162 57H160L159 59H161L160 60V62L162 63V66H164V65H166V66H168L169 68L168 69H170L169 71H170V73H174V71H175V74H177L176 72L178 71L176 68H178L177 66H179V65H176V63L174 64L173 62H171L169 59H168V57L167 56H164V58H163ZM180 56H182V55H180ZM179 56V57H180ZM248 56V57H247ZM253 56H254V54H253ZM31 57V58H30ZM95 57V58H94ZM124 57V58H123ZM140 57V58H139ZM151 57H155L154 59L153 58H151ZM204 57V58H203ZM27 58H29L28 59V61H27ZM35 58H37V56H35ZM80 58V57H79ZM116 58V59H115ZM129 58V59H128ZM181 59V61L184 63V60H183V56L182 57H180ZM251 58V59H250ZM19 59V60H20ZM30 59H33V60H30ZM126 59V60H125ZM131 59H133V60H131ZM135 59H138V60H135ZM145 59V60H144ZM163 59V60H162ZM4 60V61H3ZM9 60V61H8ZM15 60V61H14ZM44 62L45 60H47L48 62H50V63H53V64H50V66L49 65H47L48 63H46V62H42V61ZM77 60V61H76ZM96 60H98V61H100V62H97ZM102 60H104V61H102ZM115 60V61H114ZM16 62V64L15 63H13V64H15V65H13L12 64V62ZM25 61H27V62H24ZM33 61V63L31 64V62ZM89 61V62H88ZM134 61H135V63H134ZM141 62V61H145L144 62V64H142V62L139 64V67H137L138 65V62ZM171 63H170V62ZM187 61V62H188ZM9 63V65L11 64V66H9L8 67V65H6V64H8ZM11 62V63H10ZM28 62H30V63H28ZM34 62H36V63H34ZM43 63V64H41V63ZM86 62L87 63H91V64H89V66H87V64H86ZM101 62H102V64L104 65H102L101 64ZM131 62V63H130ZM181 62V63H182ZM17 63H18V65H17ZM46 63V64H45ZM92 63H97V64H92ZM100 63V64H99ZM130 63V64H129ZM134 63V64H133ZM173 63V64H172ZM5 64V65H4ZM21 64H23V67H22V65ZM29 64V65H28ZM37 64H39V66H41V65H43V67H44V64L45 65H47V66H45V68H43V67H39ZM41 64V65H40ZM86 64V65H85ZM98 64L101 66L100 68L98 67ZM133 64V65H132ZM142 64V65H141ZM172 64V65H171ZM27 65H28V67H27ZM93 67H92V66ZM130 65V66H129ZM141 65V66H140ZM253 65L255 66V67H253ZM256 65H257V67H256ZM4 66V67H3ZM52 66V67H51ZM53 66L55 67V68H53ZM58 68H57V67ZM128 66V67H127ZM6 67H8V68H6ZM47 67V68H46ZM52 68V70L50 69V68ZM142 67V68H141ZM175 67V68H174ZM260 67V68H259ZM29 68V69H28ZM44 70H43V69ZM49 68V69H48ZM56 68H57V71L58 70H60L61 72H56ZM138 68V73H139V75H137L136 74V72H135V69H137ZM10 69H8V70H10ZM40 69H42L41 71H39ZM130 69V70H129ZM173 69V70H172ZM256 69H257V71H256ZM259 69V70H258ZM93 70V71H92ZM102 70V69H101ZM255 70V71H254ZM262 70V71H261ZM37 71V72H36ZM49 71V74L47 73ZM53 71V72H52ZM55 71V72H54ZM67 71V70H66ZM127 71V72H126ZM261 71V72H260ZM50 72H51V75L52 76H54V78L50 75ZM255 72V73H254ZM56 73H64L63 75L65 76L64 78H62L63 76L60 74V75H58V74H56ZM86 73V75H88ZM102 73V74H101ZM172 73V74H173ZM93 74V75H94ZM133 74V75H132ZM174 74V75H175ZM255 74V75H254ZM257 74V75H256ZM29 75V76H28ZM50 76V77H48V76ZM55 75H57V76H55ZM162 75V76H161ZM46 76V77H45ZM130 76V77H129ZM135 76V77H134ZM18 77V78H17ZM136 78L135 80H129V79H131V78ZM253 77H254V79H253ZM258 77H259V79H258ZM15 78V79H14ZM47 78H49V79H47ZM53 78V79H52ZM106 78H108L107 76H106ZM177 78V79H176ZM13 79L18 83L19 81V79H21L20 78V76H19V74L17 73V71L16 72H14V76H13V78H11L10 79V81H11V84L13 83V85H14V81H13ZM51 79V80H50ZM141 79V80H140ZM138 80V81H137ZM159 80V81H158ZM250 82H249V81ZM254 82H253V81ZM131 83H130V82ZM135 81L136 82H138L139 83V85L137 84V83H135ZM168 81V80H167ZM143 83V85H142V83ZM147 82V83H146ZM172 82V81H171ZM136 85H138V89L140 88V86H141V94L139 93V91H138V89H134L135 88V86H133L134 84ZM154 83V85H152ZM168 83V84H167ZM166 84H167V86L169 85V81L167 82ZM179 83V84H178ZM52 84V83H51ZM129 84H130V86H129ZM200 84V85H199ZM59 85V86H58ZM61 85H62V87H61ZM89 85V86H88ZM137 85H136V88H137ZM58 86V87H57ZM88 86V88H86ZM170 86H172V85H170ZM19 88H20V85L18 86ZM56 87V88H55ZM81 87L82 88H84L83 89V91H84V93H82L81 92ZM134 87V88H133ZM142 87H145L144 89L142 88ZM148 87H150V88H148ZM155 87V88H154ZM174 87V86H173ZM26 88H28V89H26ZM132 88H133V92H135V93H133V92H131L132 91ZM148 88V89H147ZM172 87H170V88H168V87H166V89H171ZM182 88V89H181ZM28 90V91H26V90ZM29 89H31V90H29ZM35 89H36V94H34V92H35ZM58 89V90H57ZM59 89H61V90H59ZM88 89V92L86 91ZM127 89H129V92H127L128 90ZM181 89V90H180ZM195 89V90H194ZM198 89V92H199V94H198V92L196 91ZM137 90V91H136ZM155 90V91H154ZM56 91V92H55ZM58 91V92H57ZM59 91H60V94H58L59 93ZM32 92H33V94H32ZM40 92V93H39ZM152 92H155V93H152ZM194 92H196L197 94H198V97L197 96H194ZM41 93H44L45 94V96L43 95L42 96V94ZM54 93L56 94V95H54ZM82 93V94H81ZM87 93V94H86ZM99 95V96H97V94ZM127 93H130V94H127ZM133 93V94H132ZM139 95H138V94ZM32 94V95H31ZM53 94V95H52ZM84 94V96H82L81 97V95H83ZM91 94H93V96L91 95ZM22 95V94H21ZM30 97H29V96ZM34 95V96H33ZM37 95V96H36ZM41 95V96H40ZM61 95H62V97H61ZM67 97H66V96ZM97 97H96V96ZM106 95H108V96H106ZM132 97L131 99L129 98L130 96ZM132 95H136V96H132ZM26 98H25V97ZM40 96V97H39ZM51 98H50V97ZM55 96L62 102H60L57 98L55 99ZM59 96V97H58ZM85 96H87V97H85ZM141 96V97H140ZM37 97V98H36ZM43 97V98H42ZM47 97V98H46ZM71 98L72 97V99H68V98ZM81 97V98H80ZM100 97H101V99H100ZM103 97V98H102ZM108 97V98H107ZM110 97H112V98H110ZM126 97V98H125ZM134 97H136L135 99H134ZM138 97H139V100H138ZM200 97V98H199ZM39 98V99H38ZM54 98V99H53ZM78 98V99H77ZM91 100H90V99ZM106 98V99H105ZM114 98V99H113ZM125 98V99H124ZM128 98H129V100H128ZM17 99V98H16ZM16 99L14 100L15 102H16ZM37 99V100H36ZM49 99V100H48ZM73 99H74V101L77 103H75L74 101H73ZM98 99H100L99 101L101 102H98L97 100ZM111 99L112 100H114V101H111ZM117 99H119V100H117ZM127 99V100H126ZM137 99V100H136ZM199 99V100H198ZM50 100H52V102L50 101ZM55 101V106H54V101ZM58 100V101H57ZM69 100V101H68ZM102 100V101H101ZM125 100V101H124ZM131 100H135V101H133V103H131L132 101ZM156 100V101H155ZM27 101V102H26ZM64 101H66V102H64ZM70 101L72 102H74V104H75V108L76 109H74V106H73V104H68V103H70ZM95 101V102H94ZM109 101V103L108 104H106L107 102ZM137 101V102H136ZM143 101V102H142ZM153 101V102H152ZM15 102H13V103H15ZM36 102V103H35ZM49 102V103H48ZM72 102V103H73ZM106 102V103H105ZM112 102L115 104V105H120V108H118V106H115V108H118V110L117 111H119V112H116V109L114 108V106H112V105H110V104H112ZM128 102H130V105H128L129 103ZM141 102V103H140ZM155 102V103H154ZM10 103H12V101L10 102ZM30 103H32L31 105H30ZM35 103V104H34ZM96 103V104H95ZM136 103V104H135ZM143 103V104H142ZM34 104V105H33ZM53 104V105H52ZM60 104V105H59ZM98 104H100L99 106H98ZM139 105V104H141V105H143V106H141V105H139V106H135V105ZM149 104H151V105H149ZM5 105H7L8 106V109H10V107L9 106H11V111H13V113L11 112V111H9L8 109H7V106H5ZM36 105V106H35ZM50 105V106H49ZM71 105V107L73 106V110H74V113L71 115V114H69L70 112L68 111L69 110V106ZM79 105V106H78ZM108 105V106H107ZM125 106V108L126 109H128V111L125 109V108H123V106ZM4 106H5V108H4ZM29 106V107H28ZM31 106H32V108H31ZM57 106V107H56ZM82 106H83V108H82ZM93 106H94V108H93ZM129 106H131V108L129 107ZM140 106H141V108H140ZM144 106H145V108H144ZM4 108V109H3ZM29 108V109H28ZM49 108V109H48ZM54 110H53V109ZM58 108V109H57ZM67 108H68V110H67ZM97 108V109H96ZM98 108H100L101 110H99ZM102 108H104L103 109V111H102ZM109 108H111V109H109ZM136 108V109H135ZM146 109V110H144V109ZM150 108V109H149ZM46 109V110H45ZM55 109H56V111H58V114H57V112H54L55 111ZM105 109H106V111H105ZM123 109V110H122ZM136 111V113L134 112V110ZM139 109H140V112H139ZM152 109V110H151ZM37 110V111H36ZM39 110V111H38ZM41 110V111H40ZM125 110L127 111V112H125ZM131 110H133V112L131 111ZM142 110H144V111H142ZM150 110V111H149ZM155 110H156V112H158L157 113V116H155L154 117V115H156V113L153 115V113L155 112ZM158 110V111H157ZM0 111V112H1ZM11 112V113H8V112ZM48 111H50V112H48ZM68 111V112H67ZM75 111L77 112V113H75ZM94 111H95V113H94ZM97 111V112H96ZM111 111V112H110ZM113 111V112H112ZM122 111V112H121ZM129 111H131V113L129 112ZM154 111V112H153ZM14 112L16 113V114H14ZM28 112H27V114H28ZM34 112V113H33ZM48 112V113H47ZM53 112V113H52ZM99 112V113H98ZM105 112V113H104ZM108 112L110 113V114H112L111 116H110V114H108ZM116 112V113H115ZM160 112V113H159ZM164 112V113H163ZM169 112V113H168ZM173 112V111H172ZM190 112V113H189ZM41 115H43V116H41L40 117V114ZM54 113H55V115H54ZM94 113V114H93ZM128 113V114H127ZM137 113L139 114L138 116L140 117L139 119H143L145 116H146V114L148 115V116H146L145 118V120L143 121H141V120H139L138 122H137V119H136V117H138V116H136L137 115ZM140 113H141V115H140ZM31 114V115H32ZM50 114V115H49ZM92 114V115H91ZM105 114V115H104ZM107 114V115H106ZM122 114V115H121ZM130 114V115H129ZM132 114V115H131ZM203 114V115H202ZM211 114H214V115H212L213 117H215L214 119H216L215 120V122L216 123H214L213 124V126H212V123H210L211 125H209L208 123H206V119L209 117V115H211ZM58 115V116H57ZM71 115V116H70ZM77 115V116H76ZM79 115H81L80 117H79ZM90 115V116H89ZM98 115V116H97ZM101 115H103V116H101ZM116 115V116H115ZM208 117H207V116ZM38 116H39V118H38ZM46 116H47V118H46ZM57 116V117H56ZM59 116H62V118H59ZM93 116H94V118H93ZM107 117V118H109L108 120L105 118V117ZM135 116V117H134ZM168 116V117H167ZM201 116H203V117H201ZM4 117V118H3ZM8 117H10V118H8ZM90 117V118H89ZM101 117V118H100ZM111 117H113V121L112 122H118V123H116L117 125L118 124H120V125H118V126H116L115 125V123H114V125H115V127L114 128H112V127H110V128H107V127H109V123H110V121L109 120H112V119H110ZM118 117V118H117ZM121 117V118H120ZM197 117V118H196ZM202 118V120H200L201 118ZM41 118H44L43 120L44 121H46V122H44ZM53 118V119H52ZM70 118V119H69ZM79 118V119H78ZM87 118H88V120L89 121H87ZM99 119V120H97V119ZM103 118V119H102ZM115 118H117V119H115ZM125 118V119H124ZM128 118H130V119H128ZM151 118V117H150ZM4 119V120H3ZM59 119H60V121H59ZM62 119V120H61ZM85 119V121H87V122H83V120ZM105 119V120H104ZM203 119H205L204 120V122H202L203 121ZM9 120V121H8ZM40 120V121H39ZM59 122H58V121ZM66 120V121H65ZM93 120H95V121H93V123H92V121ZM122 120V121H121ZM123 120H124V122H123ZM132 120H133V122H132ZM134 120H135V122H134ZM156 120V119H155ZM199 120V121H198ZM35 121V122H34ZM47 121H49V122H47ZM63 121V122H62ZM79 123H78V122ZM98 121V122H97ZM102 121L104 122V123H106V124H104V123H102ZM120 121V122H119ZM148 121L149 122H147V123H145V124H149L148 126H152V125H158V124H155V122L156 121H154V124L152 123V121H150V119H148ZM161 121L159 122V123H161ZM165 121H166V119L164 120V122H163V124L165 123ZM188 121V122H187ZM34 122V123H33ZM69 122V123H68ZM95 122V123H94ZM140 122V123H139ZM169 122V121H168ZM168 122H166L165 124L167 125V123ZM170 122L171 123H173V121H171L170 120ZM186 122V123H185ZM198 122V123H197ZM250 122V121H249ZM49 123V124H48ZM54 123V124H53ZM101 123H102V125H101ZM151 123V124H150ZM157 123V122H156ZM206 123V126H207V124L209 125V126H207V129H208V131L209 132H207L206 133V131H203V129H202V127H201V125H204ZM21 124V123H20ZM30 124V125H29ZM31 124L32 125H34V126H31ZM36 124V125H35ZM79 124V125H78ZM84 124H89V125H84ZM95 124H96V126H95ZM121 124H122V126H121ZM136 124V125H135ZM139 124V125H138ZM201 124V125H200ZM47 125V127H45ZM60 125V126H59ZM62 125H64V127L62 126ZM82 125L84 126V127H82ZM91 125H92V127H91ZM129 125V126H128ZM146 125V126H147ZM158 125V126H159ZM216 125V126H215ZM12 126H13V128H12ZM26 126H28L29 128H27ZM39 126V127H38ZM58 126V127H57ZM68 126H70V127H68ZM105 126V127H104ZM111 126V125H110ZM113 126V125H112ZM135 126H138V127H135ZM23 127V128H22ZM24 127H25V129H24ZM41 127H45V128H41ZM53 128V130H52V128ZM56 127V130H58L59 128H60V130H61V133L63 134V135H61L60 137H62V140H61V138H57V139H55V141H54V139H53V142L50 144V143H42L43 145H46V146H43V145H35V143H34V141H32L33 140V138H35L34 136H35V133H36V129H37V131H39L38 129L40 128V129H44V130H46V128H48L49 130H51V131H56L54 128ZM68 127V128H67ZM118 127V128H117ZM121 129H120V128ZM128 127V128H127ZM153 127V126H152ZM199 127H201V128H199ZM213 127H215V128H213ZM264 127V126H263ZM11 128V129H10ZM14 128H16L15 130L16 131H14L13 129ZM19 128H20V131H19ZM78 128V129H77ZM91 128V129H90ZM93 128V129H92ZM96 128V129H95ZM127 128V129H126ZM154 128V127H153ZM197 128V131L195 130ZM206 128V127H205ZM253 128V129H252ZM6 129V130H5ZM27 129H28V132H27ZM34 129V130H33ZM47 129V130H48ZM66 129V130H65ZM81 129V130H80ZM105 129H108L109 130V132L108 131H106ZM110 129H112V130H114V132L112 131V130H110ZM199 129H201V130H199ZM214 129V130H213ZM228 130L227 132L228 133H230V134H228L229 136H230V139L229 138H227V139H225V137L223 138V136H222V138L221 137H218V136H216L215 135V132L218 130H221V131H224V130ZM26 130V131H25ZM48 130V131H49ZM93 130L95 131V133L93 132ZM122 130V131H121ZM133 130V131H132ZM211 130V131H210ZM229 130H230V132H229ZM7 131H9L8 132V135H7ZM30 131V132H29ZM50 131V132H51ZM65 133H63V132ZM99 131V132H98ZM101 131V132H100ZM111 131V132H110ZM120 131V132H119ZM131 131V132H130ZM137 131V135H136V132ZM173 131H176V132H174L173 133ZM213 131V132H212ZM241 131H243L244 132V136L245 137H241ZM11 132V133H10ZM17 132V133H16ZM33 132V133H32ZM70 132V133H69ZM98 132V133H97ZM173 134H172V133ZM6 133V134H5ZM18 133H23V135H25V133H26V136H23V135H20V136H18L19 134ZM31 133V134H30ZM131 135H130V134ZM135 133V134H134ZM10 134H12V135H10ZM14 134V135H13ZM67 134V135H66ZM73 134V135H72ZM75 134V135H74ZM94 135V137H93V135ZM134 134V135H133ZM139 134V135H138ZM183 134V133H182ZM128 135H129V139H128ZM179 135H181V134H179ZM2 136V137H1ZM3 136H6L5 138H7L6 140H4V137ZM10 136V137H9ZM12 136V137H11ZM15 136H17V137H15ZM188 137H189V135H187ZM229 136H227V137H229ZM22 137V138H21ZM30 137V138H29ZM140 137V138H139ZM147 138V139H145V138ZM10 138H12L13 139V141H12V139H10ZM21 138V139H20ZM25 138V140H23ZM28 140H27V139ZM64 138V139H63ZM65 138H67V139H65ZM132 138V139H131ZM220 138V139H219ZM145 139V140H144ZM4 140V141H3ZM7 140H8V142H7ZM22 140H23V142H22ZM134 140V141H133ZM136 140V141H135ZM142 140H143V143H142ZM7 143H6V142ZM10 141V142H9ZM11 141L14 143V144H12L11 143ZM26 141H28V142H26ZM61 141V142H60ZM139 141V142H138ZM215 141V142H214ZM27 144H26V143ZM33 142V143H32ZM58 142H60V144L58 143ZM145 142L147 143V144H145ZM4 143H5V145H4ZM17 143L19 144V145H21V146H18L17 147ZM61 143H63V144H61ZM214 143H215V145H214ZM12 144V145H11ZM22 144H24V145H22ZM30 144H32V145H30ZM33 144H34V146H33ZM140 144H142V145H144L145 144V147L147 148V147H149V148H147L148 150H147V152H146V150H142V149H145V148H140V147H143V146H140ZM13 145H16V146H13ZM136 145V146H135ZM166 145H168V146H166ZM4 146V148H2ZM7 146V147H6ZM23 146H25V147H23ZM28 146H30V147H28ZM75 146H77V147H75ZM80 146V147H79ZM184 146V147H183ZM16 147V148H15ZM20 147V148H19ZM36 147V148H35ZM40 147H44V148H46V149H44V148H40ZM83 147V148H82ZM21 149L19 152L20 153H18V150L17 151H15L16 149ZM22 148H24V149H22ZM31 148V149H30ZM35 148V149H34ZM37 148L39 149V151L37 150ZM72 148H73V150H72ZM79 148V149H78ZM81 148V149H80ZM152 148V149H151ZM7 149V151H5ZM34 149V150H33ZM42 149H44V150H42ZM48 149V150H47ZM137 149V150H136ZM141 149V150H140ZM164 149V150H163ZM167 149L169 150V151H167ZM14 150V151H13ZM36 150H37V152H36ZM42 152H41V151ZM2 151H3V154H5L6 153V155H2ZM35 151V152H34ZM73 151V152H72ZM77 151V152H76ZM145 151V152H144ZM150 151V152H149ZM162 151V153H163V155L160 153ZM15 152H17V154H14ZM32 154H31V153ZM80 152V153H79ZM81 152H83V153H81ZM146 154V153H148L147 155H146V157H145V155H144V153ZM154 152V153H153ZM156 152H157V154H156ZM159 152V153H158ZM37 153V154H36ZM73 153H74V155H73ZM76 153H78V154H76ZM142 153V154H141ZM182 153V154H181ZM18 154H19V156H18ZM31 156H30V155ZM82 154H84V155H82ZM89 154V155H88ZM153 154V155H152ZM11 155V156H10ZM13 155V156H12ZM71 155V156H70ZM75 155H77L78 157H76ZM91 155V156H90ZM142 155V156H141ZM157 155V156H156ZM175 155V156H174ZM182 155H183V157H182ZM74 156H75V158H76V160H75V158H74ZM81 157V159H80V157ZM86 157L85 159H84V157ZM144 156V157H143ZM147 156H150V157H147ZM162 156V157H161ZM170 156H172V155H170ZM144 159V160H142V158ZM164 157H166V158H164ZM221 157V158H220ZM5 158H7V159H5ZM9 158V159H8ZM74 158V159H73ZM79 158V159H78ZM90 158V159H89ZM4 159V160H3ZM20 159V161H18ZM82 159H83V161H82ZM152 159V160H151ZM12 160V161H11ZM17 160V161H16ZM25 160V161H24ZM64 160V161H63ZM71 160H73V161H71ZM86 160H92V162L91 163H93V167L94 168H92V169H89V166L87 167L88 168V171H89V173L87 174V168H84V166L86 167V165L84 164L85 163V161ZM127 161V163L128 164H125L126 162H124V161ZM149 160V161H148ZM161 160V159H160ZM159 160V161H160ZM179 160V161H178ZM6 161V162H5ZM16 161V162H15ZM22 161H24V163L26 164H24V163H22ZM122 161V162H121ZM207 161V162H206ZM219 161L222 163V165L219 163ZM2 162H4V163H2ZM8 162V163H7ZM12 162L14 163V164H12ZM64 162V163H63ZM124 162V163H123ZM132 162V163H131ZM138 162V163H137ZM177 162V163H176ZM2 163V164H1ZM59 163V164H58ZM97 163V164H96ZM211 163V164H210ZM22 164V165H21ZM130 164V165H129ZM135 164H140L141 165V167L142 168H144L145 167V169H142L140 166V168L137 166V165H135V166H137L138 167V169H140L139 170V172H140V174L137 172V175H135V173H136V169H137V167H135L134 165ZM9 166V167H5V166ZM27 165H29V167H27ZM60 165V166H59ZM67 165V166H68ZM80 165V166H79ZM133 165V166H132ZM211 165V166H210ZM3 166V167H2ZM13 166H15V167H13ZM66 166V167H67ZM69 166H72V165H69ZM91 166V167H92ZM201 166H202V164H201ZM213 166L215 167V168H213ZM223 166V167H222ZM17 167H19V168H17ZM24 167V168H23ZM27 169H26V168ZM59 167H61V168H59ZM98 169H97V168ZM102 167V168H101ZM135 169H133V168ZM4 168V169H3ZM12 168H14V169H12ZM18 170H17V169ZM21 168H23V170L21 169ZM70 168V167H69ZM69 168H67V169H69ZM101 168V169H100ZM105 170H104V169ZM226 168V170H224ZM58 169V170H57ZM60 169V170H59ZM97 169V170H96ZM104 170V171H100V170ZM137 169V170H138ZM216 169H217V171H216ZM106 170H107V173H106ZM135 171V172H133V171ZM147 170H148V172H147ZM150 170V171H149ZM7 171V172H6ZM11 171V172H10ZM18 171H24L23 172V174L21 173V172H19L18 173ZM57 171V172H56ZM108 171H110V172H108ZM111 171H113V172H111ZM196 172L194 173H192L191 174V176H192V178H193V176L194 177H196V178H198L197 176H195L194 174H196L197 175V172L200 174V170L199 171H197V170H195ZM226 171V172H225ZM6 172V173H5ZM14 172V173H13ZM56 172V173H55ZM59 172V173H60ZM26 173V174H25ZM28 173V174H27ZM150 174L149 176H147L148 174ZM159 173V172H158ZM158 173H156V175H157V177L155 176V179H156V184H157V186L156 187H154L153 189H152V192L153 193H155V194H160L164 189H163V186L161 187L160 185H161V183H162V185H164L165 183V185L164 186H166L167 185V178L165 177H163L162 175H161V172H160V174H158ZM162 173H164L163 171H162ZM13 174V175H12ZM17 176H16V175ZM109 174V175H108ZM22 175H23V177H22ZM163 175H165V173L163 174ZM104 176H106V178L104 177ZM160 176H162V178H163V180L164 179H166V182L165 181H161L162 180V178L160 177ZM199 176V175H198ZM212 176V177H211ZM7 177V179H5ZM19 179V178H23V179H25V180H23V181H26V183L24 182V184L23 183H21V181H19L17 178ZM25 177V178H24ZM29 179H28V178ZM72 177H74V175L72 176ZM88 177L90 178V179H88ZM108 177V178H107ZM140 177L138 178V179H140ZM227 177H228V179H227ZM105 178V179H104ZM136 178V180H137V182H135V181H133L134 179ZM147 178V179H146ZM160 178V179H159ZM196 178H193V179H195L196 180ZM221 178V179H222ZM234 178V177H233ZM17 179V180H16ZM31 179V180H30ZM40 179L42 180V181H40ZM93 181H92V180ZM159 179V180H158ZM199 179V178H198ZM3 182H2V181ZM28 180H30V182L28 181ZM70 180H72L71 178H70ZM69 180V181H70ZM74 180H75V178H74ZM74 180H73V182H71V183H74ZM85 180V181H84ZM88 180H90V181H88ZM106 180V181H105ZM147 180V181H146ZM235 180V181H234ZM7 181H9V182H7ZM16 181V182H15ZM28 181V182H27ZM34 181H37V182H34ZM45 181V180H44ZM88 183H87V182ZM105 181V182H104ZM110 181V182H109ZM142 181V180H141ZM152 183V186H150L151 185V183ZM17 182H20V183H18L17 184ZM31 182L33 183L32 185H31ZM76 182V181H75ZM78 182V181H77ZM76 182V183H77ZM90 182V183H89ZM165 182V183H164ZM212 182H209L211 185L212 184H214V182L212 183ZM4 183V184H3ZM13 183H15V184H13ZM41 183V184H42ZM71 183H70V185H71ZM74 184V186L76 185L77 187H78V185L77 184ZM146 183V184H147ZM164 183V184H163ZM228 183V184H227ZM237 183V184H236ZM5 184H6V186H5ZM13 186H12V185ZM28 184V185H27ZM68 184H69V182H68ZM67 184V186H69ZM142 184V185H143ZM160 184V185H159ZM241 184V185H240ZM23 185H25V187L23 186ZM27 185V186H26ZM110 185V184H109ZM239 185V186H238ZM9 186V187H8ZM73 186V187H74ZM144 186H146V185H144ZM230 186V187H229ZM237 187V188H236ZM242 187V188H241ZM244 187V190H247L249 187L247 186V189ZM28 188V189H27ZM33 188V189H32ZM76 188V187H75ZM79 188V187H78ZM27 189V190H26ZM71 189V187H67V188H65L64 187V191L63 190H59V192L60 191H62L61 193H59L58 191H56L57 193H58V195H57V193H55V191H54V193L53 192H51V193H53V194H51L50 192H48L49 193V195H48V193H45V195L43 196V200L44 199H47V200H49L50 199V201L51 200H53V202L55 201L54 200V198H56V197H54V195L56 196L57 195V197L58 196H60V197H62V198H60V197H58L57 198V201L58 200H64V198L65 199H67V197H65L66 195L68 196V193H69V196H71V193H72V196L71 197H73L75 194L74 193H76V191L72 188L71 190L73 191H71L70 190ZM159 189V190H158ZM162 191H161V190ZM112 190H115V189H113L112 188ZM158 190V191H157ZM5 191V192H4ZM75 191V192H74ZM160 191V192H159ZM240 191V192H239ZM138 192H140V191H138ZM231 193H229V194H231ZM7 194V195H6ZM74 194V195H73ZM238 195V196H237ZM68 196V197H69ZM234 196V197H233ZM45 197V198H44ZM64 197V198H63ZM71 197H69L70 199H71ZM52 198V199H51ZM233 199V200H234ZM238 199H240V200H238ZM5 200V199H4ZM52 202V201H51ZM64 202V201H63ZM2 203H4V202H2ZM56 203V202H55ZM1 204V203H0ZM58 204H59V202H58ZM61 206H62V201H61ZM154 206V205H153ZM1 208L3 207V206H0ZM152 209H149V210H151V212H153L154 211V208L153 207H151ZM7 209V208H6ZM30 209V208H29ZM28 209V213H30V216H32V214L31 213H33V212H31L30 210H32V209H30L29 210ZM1 211H2V209H0ZM4 210V209H3ZM9 211V209H7V211H5L4 210V212H8ZM33 211V210H32ZM247 211H248V213H247ZM3 212V211H2ZM4 212H3V214H4ZM10 212V211H9ZM26 212V211H25ZM25 212H20L19 214H20V217L21 218H23V213H25ZM59 212H61V213H63V214H66L67 213V218H69V219H66V215H65V219H64V221L65 220H67L68 222H69V220L71 221L72 219L70 218V217H73V216H71V212H66V213H64V212H62V211H59ZM150 212V213H151ZM157 212H158V218H159V221H158V218H156V220L158 221V223L160 222V223H162L161 221H163V224H161V230L163 229L162 228V226L164 225V219H166V217L164 216V211H163V209L162 208H157ZM1 213V212H0ZM28 213H25V216H24V219H25V217H27V215H28ZM70 215H69V214ZM143 213V212H142ZM247 213V214H246ZM2 214V213H1ZM2 214V215H3ZM27 214V215H26ZM59 214V213H58ZM73 214V213H72ZM227 214H235V213H232V212H230V213H227V212H223V213H212L211 214V216H210V220L212 221L211 222V224L213 225V224H218L219 223V221L224 217V216H226ZM6 215H9V213H7ZM5 215V216H6ZM10 215H11V212H10ZM14 215H18V213L16 214V213H14ZM14 215H11V216H9V218L10 217H12V219L13 220H17V218H14L15 216ZM35 215V214H34ZM147 215V214H146ZM145 215V216H146ZM165 215H166V213H165ZM36 216H37V214H36ZM63 216V215H62ZM144 216V217H145ZM150 216V215H149ZM248 216V217H247ZM1 217H4V216H1ZM5 218H7V216L5 217ZM37 218V217H36ZM35 218V219H36ZM63 218V217H62ZM154 218V217H153ZM3 218H0V220H2ZM8 219V218H7ZM6 219V222L4 223V225H7L8 226V224L7 223H9L11 220H7ZM24 219H22V221H23V224L26 222V224H27V219H26V221L24 220ZM31 219V218H30ZM33 219V218H32ZM76 219V218H75ZM162 219V220H161ZM12 220V221H13ZM19 220V219H18ZM29 220V219H28ZM37 220V219H36ZM36 220H32L33 222H35ZM59 218H58V221H57V223L59 224V226L58 225H55V224H53V225H55L56 226V228H60V229H62L61 227H63V228H66V227H64V226H66V223L65 222H63V219L61 220V223H59ZM155 220V221H156ZM161 220V221H160ZM11 221V225H12V227L14 228V227H18V225L21 223V222H17L16 221V223H18L17 225H15V223L14 222H12ZM20 221H21V219H20ZM25 221V222H24ZM32 221H31V223H32ZM66 221V222H67ZM74 221H76V220H74ZM167 221V220H166ZM165 221V222H166ZM2 222V221H1ZM3 222H4V220H3ZM83 222V221H82ZM82 222H79V224H81ZM30 223V222H29ZM63 223V224H62ZM132 216H128L127 217V219H126V221H125V224H122V226L124 225V227H125V225H128V227H129V225H132ZM1 224V223H0ZM22 224V223H21ZM22 224V225H23ZM69 224H72V222L71 223H69ZM83 224V223H82ZM81 224V225H82ZM167 224V223H166ZM3 225V226H4ZM62 225V226H61ZM68 225V224H67ZM0 226H2V225H0ZM1 227L0 228V231L1 230H3V232H0L1 234V239H3V238H5V239H7V240H9L10 239V237H9V233H7L8 235H4V234H6L5 233V231H8V229L9 230H11L10 228H9V226L6 228V229H3V228H5V227ZM45 226H46V224H45ZM70 226L71 225H68L67 227V229H70ZM80 226V225H79ZM164 226H166L167 228H171L170 230L169 229H166V230H168V231H164V229H163V231H161V233L162 234H164V235H161V237H163V239H161L162 240V242H160L161 244V248H164V249H167L166 248V246H167V243H165V234H169L170 233V235L173 237V239H172V247H174V249H176V250H179V249H181V248H185V249H183V250H186L187 251V249H188V247H190L191 245V249H192V253H194V249H196V252H198V249H199V252L200 253H203V252H201L202 250H203V248H208V247H210V248H208V249H211V250H208L207 248H206V250H207V253H204V255H206V254H208V256H205V257H208L207 258V260L205 261L207 264H219V262H220V264H224V262H225V260H226V262H225V264H228V262H229V264H245L247 261L246 260H248V257L245 255V254H247L248 255V252L249 251H247V247L243 250V249H241V250H243L244 252H245V254L243 253V251H242V253L243 254H240V252H241V250H240V252L237 254V256H236V253H234V251H239L238 249L236 250V248L234 249H230L229 248V250H231V251H226L227 249H225V247L227 246L226 244H224L223 242L224 241H222V240H219L220 242H216V241H218V240H216V239H213L211 242H210V246H207L209 243H207L206 241H203V242H205V245L203 244V246H201L200 244L198 245V244H195V243H190V242H188V240H187V238L189 239V236H188V234H187V230L188 229H186L185 230V228H182V227H177V228H174V227H170V225L169 224H167V225H164ZM169 226V227H168ZM20 227V226H19ZM48 227H52L53 228V230L55 229L56 230V228H54V226H52V225H49V223H48ZM127 227V226H126ZM125 227V228H126ZM72 228V227H71ZM122 228V227H121ZM165 228V227H164ZM173 228V229H172ZM57 230V231H59V232H62V231H64V229L61 231V230ZM73 229V228H72ZM124 229V228H123ZM127 229V228H126ZM238 229H241V228H238ZM238 229H236V230H234V232H233V234L234 233H242V231L243 230H239V231H237ZM5 230V231H4ZM19 231L18 232H24L23 230H20V229H18ZM43 231L44 229H37V230H31V231H33V232H35L36 233V231ZM53 230L52 229H50V232H51V234H53V236H54V233H52L53 232ZM71 230V229H70ZM117 230H121V229H116V231ZM48 231V232H47ZM116 231H115V233H116ZM17 232V233H18ZM27 233H28V231H26ZM46 232L48 233V235H47V233H46V235H47V238L48 237H50L51 236V234H50V232H49V230H46ZM167 232H169V233H167ZM4 233V234H3ZM32 233V232H31ZM34 233V235H38V234H35ZM43 233H45L44 231L42 232V234ZM120 233L122 234V231H120ZM119 232H117L116 234H120ZM39 234H41V233H39ZM115 234V236H117ZM243 234V233H242ZM26 235H30V233L29 234H23V233H19V236H20V238H22L23 236H24V239H25V237H26V239H27V241H26V239L24 240L23 238H22V241H25V243L24 244H26V245H30L29 247L30 248H32V250L34 251V249L36 250V249H39L40 250V245L39 246H35V245H38V243L39 242H37V240H40V238L39 237H41L42 235H38V236H32L33 238V240L32 239H29L28 237H30L31 238V236H26ZM57 235V234H56ZM230 235V234H229ZM7 236V237H6ZM45 236V234L43 235V237ZM120 236V235H119ZM118 236V237H119ZM138 236V235H137ZM170 236V237H171ZM42 237V238H43ZM169 237V238H170ZM229 237V236H228ZM19 238V239H20ZM41 238V240H44V239H42ZM52 239L54 238V237H51ZM115 238H117V237H115ZM140 239V241H141V238H142V236H140L139 237ZM113 239V238H112ZM112 239H107L109 242H110V240H112ZM118 239V238H117ZM117 239L116 240H114V243L116 244V242H117ZM165 239V240H164ZM21 240V239H20ZM32 240V241H31ZM34 240H36V241H34ZM40 240V242L41 243H43V241H41ZM49 240H51V239H49L48 238V241L46 240V237H45V241H47V242H50ZM98 240V239H97ZM107 240H105L106 242H108ZM216 240V241H215ZM28 241H30V243H28ZM52 241V240H51ZM143 242V244L141 243V244H139V246H140V248H141V245H143V247H142V249H143V251H144V248L146 247V249H147V252L148 251H151L152 250V247L154 246L153 244H152V241H150L151 242V244L149 243V241H144V239L142 240ZM167 241V240H166ZM216 243V244H214V242ZM222 241V242H221ZM32 242H33V244L34 243H36V244H34L33 245V247L31 246L32 245ZM47 242H44L43 244L45 245V244H47ZM100 242V243H99ZM103 241H98V243L95 241V244L94 245H98V244H103L104 245V243H102ZM112 242V241H111ZM110 242V243H111ZM148 242V243H147ZM97 243V244H96ZM110 243H109V245L106 247V245L107 244H105L102 248L103 249H105V247L107 248V249H111V248H113V247H115V246H113L112 244L110 245ZM144 243H147V245L144 247ZM220 243V244H219ZM71 244V243H70ZM77 244L78 243H76V245L73 247V245H71V247L70 248H75L76 250L78 249V247L79 246H77ZM220 246H219V245ZM47 245H49V243L47 244ZM79 245H80V243H79ZM82 245H84V244H82ZM213 245V246H212ZM215 245H217L218 247H219V249H220V247H221V249H222V251L225 249V251H224V253H222V251H220L218 248H216L217 246H215ZM223 245H224V247H223ZM50 246V245H49ZM234 246V245H233ZM41 247H42V249H43V251H44V249H46L45 248V246H42V244H41ZM47 247V246H46ZM77 247V248H76ZM99 247V246H98ZM135 247H137V246H135ZM170 247V246H169ZM194 247V248H193ZM213 247H215V248H213ZM232 247V246H231ZM99 248H101V247H99ZM149 248V249H148ZM155 248V247H154ZM224 248V249H223ZM106 249V250H107ZM137 249H139V248H137ZM145 249V250H146ZM151 249V250H150ZM170 249V248H169ZM212 249H215V251H213ZM139 250H141V249H139ZM139 250H137V253H141V252H138ZM41 251V250H40ZM110 251V250H109ZM143 251H142V253H143ZM189 251H191L190 249H189ZM188 251V252H189ZM220 251V252H219ZM247 251V252H246ZM34 252H39V251H34ZM105 253H106V251H104ZM146 251L144 252V253H147ZM205 252V251H204ZM214 252V253H213ZM135 253V254H134ZM136 252H133V254L132 255H136L137 254ZM141 253V254H142ZM160 252H157V254H159ZM190 253V252H189ZM157 254H155V258L156 259H158V261H161V260H163L162 258L160 259V258H158V257H156V255ZM161 254V253H160ZM188 254V253H187ZM187 254H184V253H182L181 255H184L185 257L184 258H182L183 260H186L187 259V257H188V255ZM195 254H198V253H195ZM228 254V255H227ZM230 254V255H229ZM234 254V255H233ZM33 255V257L35 258L36 256H34L35 254H31V256ZM64 255H67V254H64ZM63 255V256H64ZM69 255V254H68ZM131 255V254H130ZM130 255H128V256H130ZM138 255V254H137ZM162 255V254H161ZM160 255V256H161ZM163 255H164V253H163ZM170 255V256H169ZM173 255H175V254H173ZM172 254H168L167 255V253L165 254V258H169V260L171 261V256H173ZM180 255V256H181ZM201 255H203V254H201ZM239 255V256H238ZM70 256H71V254H70ZM74 256V255H73ZM78 256V257H77ZM74 259H77V260H80V261H78V262H76V263H78V264H87L88 262H94V261H96L97 259H98V257H97V255L96 256H94L93 255V257H92V255H91V257H85V258H88V259H83L81 256H79V255H77ZM127 256V255H126ZM140 256V255H139ZM138 256V257H139ZM142 256V255H141ZM140 256V257H141ZM147 256V255H146ZM159 256V255H158ZM167 256H169V257H167ZM179 256V258H181ZM210 256H212V257H210ZM68 257V256H67ZM67 257H60V259L61 260H59V258H58V261H63V262H65L64 260H67L66 258ZM81 259H80V258ZM110 257V256H109ZM111 257H114L113 255L111 256ZM145 257V256H144ZM163 258H164V256H162ZM178 257V256H177ZM193 256H190V258H192ZM196 257V256H195ZM204 257V256H203ZM239 257V258H238ZM69 258V257H68ZM122 258H124V257H122ZM125 258H127V257H125ZM198 258L200 259V257L198 256ZM197 258V259H198ZM201 258H202V256H201ZM234 258H236L235 259V261H233L234 260ZM72 258H69V262L68 263H70L72 260H71ZM73 259V260H74ZM160 259V260H159ZM175 259V258H174ZM177 259V258H176ZM233 259V260H232ZM239 259H241L242 260V262H241V260L239 261ZM71 260V261H70ZM92 260V261H91ZM166 261H168V259H165ZM183 260H181L180 262L177 260V262L180 264H184V263H189L190 261L189 260H187V261H183ZM194 260H196V258L194 259ZM224 262H223V261ZM243 260H245V261H243ZM104 261V262H103ZM103 261H101L100 262V264H105V263H115V261L114 260H112L111 258H109V260L108 259H105V260H103ZM125 261V260H124ZM164 261V260H163ZM162 261V262H163ZM174 261V260H173ZM191 261H193V259H191ZM198 261V260H197ZM208 261H209V263H208ZM216 261H217V263H216ZM233 261V262H232ZM239 261V263H237ZM39 262H43L42 261V259H39L38 260V263ZM67 262V261H66ZM65 262V263H66ZM176 262V261H175ZM175 262H172L171 261V263H175ZM177 262H176V264H177ZM184 262V263H183ZM205 262H203V264L205 263ZM232 262V263H231ZM244 262V263H243ZM34 264V262H32V261H28V264ZM36 264H38L37 262H35ZM72 263H73V261H72ZM96 263V262H95ZM14 264V263H13ZM18 264H20V262H18ZM24 264V263H23ZM26 264H27V262H26ZM99 264V263H98ZM197 264H202V262H200V263H197Z\"/></svg>",
    "mask_w": 264,
    "mask_h": 264
}]
</instances>
